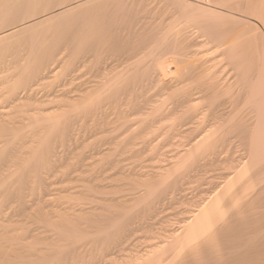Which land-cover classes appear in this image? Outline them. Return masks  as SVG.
Here are the masks:
<instances>
[{
    "label": "rangeland",
    "instance_id": "374dc122",
    "mask_svg": "<svg viewBox=\"0 0 264 264\" xmlns=\"http://www.w3.org/2000/svg\"><path fill=\"white\" fill-rule=\"evenodd\" d=\"M8 1H9V3L12 1L14 3L12 2L11 4H8ZM8 1L6 2V4H8V5L5 4V7H4V9H6V10L8 8V10L6 11L4 16L0 17V19H1V21H0V23H1L0 24V33L4 32V31L8 32V31H11L12 29L13 30L16 29L15 30L16 34H13L14 36L11 35V37L9 36V38L7 37L8 40L6 38V39L0 41V80H1L0 81V91L2 92V90H3V93L4 94L6 93V95H7V96L4 95L5 97H7L6 101H5L4 100L5 97L3 98V95H2L3 93H0V96H1L0 100L2 101V102H0V107L3 106V109H2V107L0 109L4 110L5 109L4 107L8 106V105H6V103L9 104V106H10L11 97L8 100L9 96H11V94H12V91L10 89L12 88V90H13L14 89L13 86H15V84H17V82H20L21 76H22V75L20 76V72H21L20 70H23L24 68L25 69L28 68L27 66H29V67L31 66L32 68L33 67H35V68L40 67L43 70H45L48 73V75L45 71H43L46 73L47 76H43L44 79L40 80L37 84L38 86L36 85L33 88L34 92H35V97L37 98V100H39L38 105L41 106L40 108L44 112L41 115V118H43V120H41V121H44V123L41 122L43 124H40L39 130H41L42 132L40 131L39 136L37 138H35V140L29 139V138L27 139L26 145H25V150H24V162H25V165L27 164L25 166V171H26L25 172V178H27V177H29V178H27V180L25 179L26 183L24 184V186L25 185L26 186L25 187L23 186L24 188H22V189H24L25 194L23 193V191H21V193H23L22 195L25 196V198L23 197V200L25 199L26 204L24 201H22L24 203V206H22L23 204L21 203L20 207L23 208L24 214H25V212H27V213L25 215L23 214V217L21 218L22 222L19 223V225L13 224L14 226L12 225L13 228H11L14 230L16 228L18 230V228H20V226L23 225L22 223L25 220V222H24L25 225L22 226V227H24L22 230H25V229H27V230L22 232V235L20 233L21 231L20 232L15 231L16 234H18V235H14L15 232L10 234V236L12 237V238L11 237L10 238L13 239V240H11V242L12 241L14 242L13 236H15V241L19 239L20 241H18V242L20 244H18V242H14V243L12 242V248H11L12 250L9 251V255H7V257L6 256L0 257V260L2 258V260H4V262H5V259H6V262L7 261L10 262V263L8 262L9 264H53V263L54 264H61V263L62 264H73V262H74V264L77 262H79L80 264H91L90 262H93L92 264H94V262L95 263L98 262L103 257V255L105 254L103 252L106 251L107 254H105L103 257V258H105V256H106V258H105L106 262H105V260L101 259V261L105 262L106 264L107 263L108 264L109 263L110 264H123V262H121L123 260H124V264H146V263L147 264H160L161 262H163V264H192L194 262V264H195V263L200 262L201 260L205 259V257H206L205 260H210V259L211 260H216V259H224L225 260V259H228L229 255H234L236 257L237 254L242 251V249H245V254H246V253H249V251L246 250L247 248H248V250H250L253 246H255L252 248L253 249L252 251L250 250V252H252L251 253L252 256L253 255L256 256L255 254L257 253V256L260 257L259 258L260 261L262 260V263L264 264V260H263L264 259V250H263L264 249V192L260 193L261 189L264 188V186H262V187L259 186V184L261 185L262 183L264 185V181L260 182L259 184L255 183V184H258V185H256L257 188H259L257 190H256V186L254 188L255 184L252 183V181H253L252 179L255 180V177H257V176L259 178L258 177L256 178V182H258L259 180L260 181L264 180V169H262L263 171L260 169L263 174L261 172L259 173V169L256 170L257 173H259V174L256 173L257 174L256 175L254 173L252 175L253 178H250L251 181L249 182V184H247V185L252 186L251 187L252 189L248 190V192H251L254 190L255 191L254 194L250 195V193L247 192L248 195H247V193H246V195L248 197L245 196L247 198L242 200L243 202L240 201L238 206L235 208L237 211L236 215L231 220H228V223H226L227 221L225 222V224H228V225H224V226L225 227L228 226L230 228V232L228 233L229 235L226 234V236H225V233H224V235L221 233H218V235L216 234L217 237L214 236V238L212 239V241L210 243V246L208 247V249H206L207 252L205 250V252L203 253V254L206 253L205 255L202 254L199 256H195L196 258L193 256H188V258L186 257L184 259V261H183V259L179 260L176 258V255H175L176 254L175 252L178 251L175 248L176 243H173V241H176V240H174L175 237L182 236V234H183V233H180V232H182L181 228L184 227V225H185L183 222L187 219V217L189 218L191 216L192 211H194V209L196 210L198 208L199 202L201 203L202 199L204 200L203 197H205V199H206L209 196L208 192L210 191V188H212L211 190L213 192V190L216 187H218L224 181L222 179V178H224V175L234 173V171L236 170L235 168L240 163L241 164H242V162L244 163V160H245V162H248L250 160L248 157V155H249V142H248L249 139L243 140L241 137H238V138L236 137L242 131L240 126H237L236 123L239 124V121L241 120V117H243V114L245 116V114L249 113L250 110H253L252 104L246 105L245 101L243 99H238L235 96L236 92L237 93L242 92L245 89V84L243 83L242 80H239L235 84L236 86L234 85L231 88L233 90H228L227 92H225L226 94L223 93V94L219 95L217 98H215V99H217L215 101L212 98L206 97L208 100H205L206 98L204 100H202L203 98L199 99L202 101L197 100L198 102L196 104L194 102V105L192 102V103H188L189 105L187 106V103L184 101H183L184 104L181 105L182 103H180V105L181 106L186 105L185 107H181V108L179 107L178 108V105H177L178 104L177 102L179 101V99H180V101L186 99V97L185 98L183 97V95L187 94L186 91L191 89L188 92H191V91L196 92V90H195L196 87L199 86V83L203 82L204 80L206 83L205 85H207L208 80L205 78L201 79V78H203V76H205V74L202 73L201 70L199 71V69H197L198 71L196 70V68H198L200 65L199 61H196V65L198 64V67L197 66L194 67V64H193L194 61L192 60V59H195V57H197V55L195 53H197L200 50V49H198V47L203 46V47H201L202 50H200V51L206 52L207 49H209V47H210L209 44H213L214 46L216 45V44H214L216 42V40L217 41L220 40L219 43L221 44V46L222 45H230L231 43H233L236 40L235 36L233 38L231 37V36H233L231 34H230L231 36L228 34L226 36L221 35L219 37L213 36L215 33V30H213L214 27L212 28L211 26L210 27L212 29H210V27H200L199 28V30L201 32L203 31L202 33L205 32V35H207V36H203L204 34L202 35V33L200 31H198V33H196L197 29L195 27L190 26V24H187V21L185 19V15H186L187 11H189L188 8H190L189 3L194 2V0H188V1L187 0H179V2H178V0H175V1H173V0H171V1H169V0H165V1L164 0H159V1L158 0H156V1L155 0L154 1L153 0L152 1L145 0L144 1L143 0V2H142V0H99L96 3H93L92 5H88L87 7L76 8V9H74L75 11L72 10V11H70V13H69L68 7L70 9L77 7L78 4L81 5L85 2H87L88 0H76L77 2L75 0H53V1L52 0L51 1L50 0H41V2H40V0H38L37 2H35L36 4L33 2H30V0H27V1L22 0V2H21V0H8ZM16 1H17V3H16ZM23 1H24V3H23ZM20 2L24 5H22ZM50 2H52V3L50 6H48L49 5L48 3H50ZM139 2L141 4H139ZM169 2H171V4ZM178 3H179L180 8L178 7ZM44 4L45 5L48 4L47 7ZM164 4H165V6H163ZM29 5H31V6H29ZM185 5H186V7H184ZM42 7H44V8H42ZM164 7H165V9L168 7V9H166V10L167 11L170 10V11L167 13V11L165 9H163ZM170 7H171V9H170ZM12 8L14 10H10ZM40 8L44 9L45 12L43 10L41 11ZM48 8L50 10H47ZM52 8H53V10H52ZM65 8H66L67 12H65ZM172 8H174L173 9L174 11L177 10L178 8L179 9L175 13L174 11H171ZM59 9H61L60 10L61 15H60ZM185 10H186V12H185ZM25 11H27V13ZM56 11L58 12V14ZM22 12H23V14L26 13L28 16L26 14L23 15ZM54 12H55V15H54ZM62 12L67 13V14L63 15ZM29 13L30 14L32 13V15H29ZM7 14H9V15L7 16ZM48 14L50 17L52 16L51 20H49L47 22H42V23L40 22L41 24L38 23V21H42L43 18H45V17H46V19L49 18V16H46ZM177 14H178V17H177ZM175 17H176V19L174 21H172L171 19H173ZM4 18H6V19H4ZM183 18L185 20H183ZM27 19L29 21H32V23L29 22ZM52 19H54V20L52 21ZM3 20L6 22L4 23ZM170 20L172 22H170ZM182 20H183V22H181ZM85 22L86 23L89 22V23L86 24ZM177 22L179 23V25ZM228 22L229 23L224 22L227 24V25L226 24H224V25H226V26L229 25L228 27H230V25L235 24L234 27L231 26L232 28H234L233 30H238V29L241 30L243 28L242 27L243 24L241 22H237V21L233 22L230 19H228ZM2 23H4V24H2ZM28 23H31V24L29 25ZM171 23H174V24L171 25ZM39 24L42 26H40ZM185 24H187L188 26ZM169 25H171L172 27ZM91 26H94L96 28H94V27L91 28ZM178 26L180 28H178ZM184 26H186V27H184ZM16 27H18V28H16ZM22 27H23V29H22ZM83 27L86 29V30L84 29V31H83L84 34L86 33L87 36H88V34H90L91 36L94 35V37H93L94 39L93 38L92 39H93V42H95V41L96 42L93 44L90 40V42L93 44L92 47L94 46V48L93 49H91L92 47L89 48L91 46V43H90V46L88 45L89 47L84 48L87 51V52H85V54L83 53V49L81 50L82 53H80L79 51H76L77 53L70 52V54H69V39L73 38V36L78 37L80 35L79 31H80V29L82 31ZM88 28H91V30H88ZM101 28H104V31ZM174 28L177 31L184 30L182 34H185V35L190 34L189 36L192 35L191 36L192 38H198V36H200V35L203 36L202 39H198V41H201V40L205 41V39L207 41L208 39L210 40L211 37L213 36L214 38L211 39V41L212 42L215 41V42L212 43L210 41L211 43H209V44L207 42H206V44L203 43L205 46L209 45L208 48L207 47L205 48L206 51L203 50L205 46L202 44L195 46V47H190V46H185V43L183 42V44L185 46L184 47L182 43H178L177 39L178 40H179V38L181 39V36L177 31L175 32ZM186 28H187V32H186ZM27 29H28V31H27ZM92 29L93 30L95 29L94 30L95 32ZM97 29H99V31ZM107 30H109L110 33ZM173 30H174V32H173ZM209 30H210V32H209ZM81 31H80V33H81ZM92 31H93V35L91 34ZM106 31L109 34V37L107 36ZM100 32L101 33L103 32V33L100 35ZM199 32L201 34H199ZM95 33L96 34L99 33L100 36L98 34L96 36ZM170 33L171 34L174 33V35H176V36L174 37V35H172V37H171V36H169ZM25 34H26V36H25ZM33 35H34V37H33ZM90 35L88 36L89 38L91 37ZM105 35L107 37H105ZM80 36H82V35H80ZM102 36H104V37H102ZM168 36L171 37L172 39L169 38ZM208 36H210V37L208 38ZM95 37H96V40H95ZM45 38H47V39H45ZM228 38H229V40H228ZM234 38H235V40L233 41ZM250 38L247 40L250 41L252 44L253 39L250 40ZM97 39H99V40H97ZM169 39H170V42L173 39H174V41H172L170 43V42H168ZM225 39H227V41H224ZM230 40H232V41H230ZM243 40H244V42L246 41L245 42L246 44L243 42L244 43L243 47H245L244 49L245 50L246 49L252 50L248 47V45H250L248 43V41L245 40V38ZM175 41H177V42H175ZM33 42H35V43H33ZM64 42H66L65 45H64ZM100 42L104 43V45L102 44L103 46H105L104 48L100 44ZM225 42H228V44ZM48 43H49V45H47ZM106 43H107V45H106ZM168 43H170L169 47L167 46ZM216 43H218V42H216ZM52 44L54 47L52 46ZM187 44L188 43L186 42V45ZM43 45H45V46H43ZM177 45H179V46L176 47ZM60 46H62V48ZM180 46H183V48ZM52 47H53V49H52ZM47 48H49V49L47 50ZM63 48H65V50L67 49L65 52H66V54L67 53L69 54L68 57L66 58V60H63L62 62L53 63V60H50V59L54 57V55L57 53V51L59 52ZM87 48H88V50H87ZM100 48H103V49H100ZM176 48H177V50L179 48H181V51H179L177 53ZM50 49L52 50V52ZM91 50H93L94 53L91 52ZM170 50H172V53L175 51L176 52L174 54H172V53H170ZM194 50H195V52H194ZM196 50H197V52H196ZM43 51H45V52H43ZM192 52L194 53V54H192V57H194V58H190V59L188 58L189 60H186V61H185V59H182V57L180 55V53L181 54L183 53L184 55H186L185 57H187V55H188V57H190V54ZM79 53L84 55V56L88 53L89 55L87 54L85 57L83 56L84 57L83 59H87L89 56V59H91V60L89 61V59H88V61H86V60L81 59L80 57H82V55L79 56ZM90 53H93V54L91 55ZM152 53H156V56H154ZM157 54H159V55H157ZM255 54L256 53L255 52L253 53V50L249 52L248 55H251V56H249L250 57L249 60H251V62L256 59V58H254L256 56ZM194 55H196V56H194ZM50 56H52V57H50ZM252 56H254V57H252ZM34 57L35 58L37 57L38 61H37V58L35 60ZM175 57H176V60H174L172 62L174 64L169 65L171 63L172 58L174 59ZM251 57H252V59H251ZM30 58H32V60H31L32 62H30L31 64L29 65ZM177 58H178V60H177ZM157 59H159V60H157ZM221 59L223 61H221V60L219 61V64H220L219 66L220 67L224 66L225 68L227 66L226 71L224 70L226 73L230 72V70H231L230 67H233V68L235 67L236 62L234 60L230 61L229 57L227 58V56L226 57L224 56V58L222 57ZM225 59H227V60H225ZM24 60L26 61V63ZM45 60H46V63H45ZM188 61H191L193 65L191 66V63L189 65ZM226 61H229L232 65H230V67H229L230 63L228 65H226L228 63V62L226 63ZM40 63H41V65H40ZM167 63H169L168 67L165 66V65H167ZM253 63H254V61H253ZM45 65L49 66V68L46 67ZM188 65L192 67V71L190 68V71L192 72V73L190 72L191 74H193V71H195V72L197 71L198 73L201 72L202 75L197 74V77H196L195 74H193V76L192 75L190 76V73H189L188 75L191 77V79L189 80L190 82L188 81L186 83V81L190 78V77H187L188 75L186 76V73L189 71L188 70L189 68L187 69L188 70L187 72H184L186 70V68L189 67ZM221 65H223V66H221ZM22 66H23V68H22ZM171 66H172V68H171ZM31 67L29 68L30 70H31ZM54 67L55 68L57 67L58 70L57 69L55 70ZM101 67H103V68H101ZM46 68H48L49 70L47 69L48 70L47 71ZM52 68L54 69V73L50 74L52 71ZM168 68H169V70H168ZM170 68L173 70L175 69L174 70L175 72L173 70L170 71ZM182 68H183V70L181 72L180 70ZM233 68H232V70H233ZM98 69H100V70H98ZM178 69H179V71H178ZM165 70H166V72H165ZM57 71H58V73H56ZM172 72L175 73V76H176V74H179L176 76V79H174L173 75H172L173 77L171 76ZM179 72H181V74H183V75L180 76ZM233 73H235V72H233ZM43 75H45V74H43ZM179 76H180V78L178 79ZM183 76L184 77L186 76L187 78L186 77L184 78ZM199 76L200 77L202 76V77L198 78ZM41 77H42V75H41ZM181 77H183L186 81ZM193 77H196L197 80L195 78V81H192V80H194ZM6 79H8V81L10 80L12 83H15V84L13 85L11 82H7ZM169 79H173L174 82L176 81L177 85L175 83H172L173 81L169 80ZM3 80L5 81L6 84L4 83ZM182 83H183V85H182ZM195 84H197V85H195ZM8 85H10V86H8ZM180 85H182V86H180ZM193 85H195L194 86L195 89H193V87H192ZM203 85H204V82L200 84V86L202 88H203ZM4 86L5 87L8 86L7 88H9L11 86L12 87L9 89L6 88L7 90H9V91H7ZM185 88H186V91H185ZM187 88H189V89H187ZM143 89H148V91L143 90ZM198 89H199V87L197 88V90ZM17 91H20V90L17 89ZM143 91L144 92L147 91V93H146L147 97L146 98H145V95H143L145 93H142ZM183 91H185L186 93ZM9 92H11L10 95H8ZM133 93L136 94L137 97H134L136 95H134ZM182 93H185V94L182 95ZM140 94H142L141 96H144V97H142L143 99L140 97ZM37 95H39V96H37ZM97 95H99L98 96L99 98L96 97L95 99H96V102H97V100H99L97 102V103H99L98 106H96L95 99L91 100L93 96H97ZM131 96H133V98ZM233 96H235V97H233ZM90 97H91V99H90ZM231 97H233V101L235 103L234 107H235L236 113H235V116H233L235 119L233 120V119H229L228 117H226V119L224 118L225 120L224 119L220 120V122L223 123V124L221 123L223 125L222 126V125H220L219 120L217 121V119H216L217 114H216V111L214 112L215 106L218 107V105L220 103L225 101L224 99L229 100V99H231ZM1 98H3V100ZM82 98H84V99H82ZM88 98L90 99L91 102H94L95 106L97 107V109L95 110V113H94V111H91V109H94L96 107H93L92 105H90L88 103V101H89ZM113 98H117V100H116L117 103H116L115 99H113ZM122 98H124V99L126 98L127 100L126 99L124 100ZM136 98H137V101L134 102L133 100H136ZM148 98H150V102L148 101L149 100ZM182 98H184V99H182ZM71 99H72V101H71ZM140 99L144 101V102L142 101L144 104H145V100H146V102L148 101V106H146L147 108H145L144 112H143L144 106H143V104L141 105L142 102ZM74 100L76 102H74ZM84 100H85V103L83 104L82 101H84ZM131 100L134 103L137 102L136 104H139V102H140V106H141L140 109H136V110L140 111L143 108L140 111V113L137 114L138 111H136V110H135L136 112L133 111L134 113H132L133 109L130 110L129 112L125 111L126 107L129 110V109H131V107H129L130 105L132 107L134 106V104L131 103L132 102ZM138 100H139V102H138ZM26 102H28L29 105H28V103L26 104ZM103 102L105 105H103ZM21 103L22 104H20V103L19 104L22 106H25L22 108H25V109H26V107H27V109L29 108V110L26 109L28 111V114L26 116L28 118V116L31 115V114H29L30 109L34 108L36 104H34V102H32V101H31V103H30V101H22ZM56 103H59V104L57 105ZM75 103L79 104L80 106L78 105L76 107ZM121 103H122V105H121ZM111 104H113L114 107L111 108V106H112ZM125 104H127V105H125ZM102 105H103V108H102ZM115 106L117 107V109ZM98 107H100L99 109L102 111H100V110L97 111ZM121 107H122V109H121ZM217 107H216V109H217ZM18 108L19 107L12 109L10 107L8 109L6 107L5 111H9V112L10 111L13 112L16 110L17 111L21 110L22 112L26 111V110L23 111L24 109L22 110V109H20V108L18 109ZM54 108L56 111L54 110ZM75 108H76V110H75ZM159 108H161V109H159ZM10 109H12L13 111ZM50 109H51V112H50ZM162 109H165L166 111L165 110L163 111ZM81 110H83V111H81ZM103 110H105V111H103ZM154 110L157 112L161 111V112H165V113L162 114L161 112H158V113L156 112L157 113V115H156V113L155 114L153 113V112H155ZM168 110H169V112H167ZM81 112H82V117H81ZM120 112H122V114H120ZM127 112L128 113L131 112L133 115L132 114H131L132 116H130V114L125 115V114H127ZM123 113H125V114H123ZM166 113H168V114H166ZM214 113H215V117H214ZM23 114H25V113H23ZM59 114H61V115H59ZM86 114H87V116H90L89 118H91V119H89L87 116H86L87 118H84ZM94 114L96 117L94 116ZM148 114H150V116H148ZM153 114L155 115V117L153 116ZM197 114L198 115L200 114L199 117ZM65 115H67L68 117H66ZM99 115H100V117H98ZM122 115H123V118L121 117ZM182 115H184L183 117L189 115L188 117H185L184 120H186V118H188V119L190 118L192 120L191 122L193 124L191 122L187 123V121H185L188 124V125H186V123L183 121ZM190 115H194L193 117L195 119L193 117H191ZM59 116L62 120H60L58 122ZM62 116H64V118H62ZM92 116H93V118L95 117V120L92 118ZM105 116H106V118H105ZM55 117L58 118L57 122H56V120H54ZM101 117L104 119L103 122L106 121L104 124L102 123L103 119ZM192 118L194 119L195 122L193 121ZM82 119H84V120H82ZM87 119L89 120V122ZM98 119H99V122H101V124L104 125V127H102L103 128L102 130L100 128L101 125L100 126L97 125ZM134 119H136L137 121H138V119H140L139 120L140 122L138 121V124H136L138 126L140 123L139 127L135 128L136 125H135V122L133 121ZM227 119H229L228 122H227ZM28 120L26 121L27 125H29L31 123ZM45 120L47 122H45ZM48 120H50V122H48ZM86 120H87L88 124H86L87 123ZM92 120H94V121H92ZM161 120H163V121H161ZM230 120H232L231 123H230ZM80 121H82V122L80 123ZM130 121H131V126L134 128L132 129L133 131L132 130L129 131L127 129V131H129L130 134L132 133V135L129 136V134H128L129 132L126 133L125 131H126V128H128L127 126H129V129L132 128V127H130V125H128V123ZM137 121H136V123H137ZM52 122L53 123L56 122L55 124H58V123L59 124L57 125V127H55V124H53ZM157 122L160 124H157ZM179 122H181L180 123L181 125L179 124L180 126H177ZM120 123L122 124V126L124 125L125 127L124 128L119 127L118 125H120ZM151 123H152V125H155V123H156L157 127L153 128L151 126ZM85 125H87L88 127ZM91 125H93V126H91ZM133 125H135V126H133ZM194 125H195V127H194ZM183 126H185V131L186 130L187 131H186L185 135L182 134V137H181V135L175 133V131L178 127L180 129L178 128L177 131L178 130L182 131L184 129ZM151 127L153 128V130L158 129L157 132H156V130L153 131ZM221 127H222V129H219ZM236 127H238V128L235 129ZM80 128H82L83 130ZM93 128H94V130H93ZM146 128H151L149 130L153 131V133L151 131H150V133H148L149 130ZM168 128H171V130H173V131L171 132L170 129L168 130ZM193 128L194 129L196 128L195 131ZM228 128H230V129H228ZM123 129H125V131ZM191 129H192V131H191L192 134H189ZM57 130H58V132H56ZM74 130L76 133L73 132ZM78 130H80V131L82 130L84 135H83L82 131L80 132ZM84 130L87 131V133H85ZM89 130H90V132H89ZM91 130H93V131H91ZM95 130H96V132L100 131L101 133L100 132L96 133ZM142 130H144V131H142ZM214 131H218V132L220 131L218 133L220 135H221V132L225 133V131H227L226 133H229L227 135H229L230 137L227 136L225 138V137L221 136L222 138L220 139L219 138L220 136L217 134V132H215L216 134H214ZM72 132L74 133L73 134L74 137H77V136L78 137L77 138L72 137V135H71ZM122 132H124V134H126V135L122 134ZM233 132H234V134H233ZM147 133H148V136L146 135ZM160 133L161 134L166 133V134L163 136V134L161 135ZM224 133H223V135L226 136ZM230 133H231V135H230ZM79 134L81 136L82 135L83 136L81 137V136H79ZM86 134H88V135H86ZM134 134L137 136V139H136V137H134L135 136ZM156 134H157V137H154ZM173 134H174V136H171ZM186 134L187 135L189 134V135L187 136ZM211 134H214V135H212L213 137L218 135L219 137L216 136L215 138L220 142L216 143L218 141L215 138H213L212 136H210ZM199 135H201V136H199ZM206 135H207V138H211L212 141L214 140L212 143L213 147L215 145L214 143H216V145L219 144L218 146H215L217 148L219 146H222V147H220V149H217L218 154L215 152V155H213V152H214L213 151L210 156L209 155L205 156L206 153L207 154L211 153V151L213 149L211 143H209L211 141H209V139L205 140ZM234 135H235L236 139H238L239 143L236 142L237 140L235 139ZM118 136L120 137L119 139H118ZM128 136L130 137V140L132 141L131 143H133V141L136 142V144L133 143L134 144L133 146H135V147L132 150L129 149L131 143H129L130 140H129ZM132 136L135 138V140H133ZM193 136L196 137L197 142L200 140L201 144L197 143V144H199L198 146L200 147V145L203 144L204 147L203 146H201V147H203L205 149L200 147L202 150H200L199 153H197L195 150H193L192 152H194V153L196 152V155L194 154V157L190 158V154H191V156L193 155L191 152L188 156L189 158L187 159L188 160L187 163H186L185 158H184V160H185V162H184V160L182 161V159L179 161V159L178 160H176V159L172 160V159H170V157H168V158L166 157V156H171L173 153L176 154L177 151L181 152V149H182V151L185 150L186 147H184V145H186V144H183L182 142H184V143L188 142L189 140L192 139L191 137H193ZM125 137L128 138L126 140V142L124 139ZM143 137H145V139ZM149 137L153 138V142L151 141L152 139H150ZM189 137H190V139H189ZM80 138L82 140H79ZM86 138H87V140H86ZM148 138L150 140H146ZM155 138H156V140H155ZM160 138H163L164 141H163V139H160ZM233 138H234V140H233ZM111 139L112 140L117 139L116 141L115 140L113 141V142H117L116 145L112 142ZM201 139H204V140H201ZM229 139H230V141H229ZM154 140L156 142L157 141L159 142V140H160L161 143L166 141L164 143V145L161 144L162 145L161 150L159 148L160 142H159V144L154 143L155 142ZM222 140H225V141H222ZM109 141H111L115 146L112 143H110ZM120 141L122 143V146H124V149L122 148V146L118 147L119 145H121ZM145 141L146 142L148 141L147 142L148 145H145V143H144ZM149 141H151V142H149ZM232 141H234V142L231 145ZM31 142H33L34 144ZM61 142H63V143H61ZM203 142L205 144L207 142L208 143H207V145H204ZM107 143H110L111 146H110V144L108 145ZM150 143H151V146H153L152 144H158L159 146L157 145L156 147L159 148V151L156 149V147L155 148L153 147L154 151H152L151 150L152 148L150 149ZM137 144L139 146H137ZM116 146L119 148V150H116V148H117ZM141 146L143 149H145L146 146H147L146 149H148V147H149V149L152 152H154V155L152 152H146L145 151L146 149L142 150V153H143V151L145 152L142 155L140 152ZM232 146H233L232 151L237 152V153L235 152L236 154H234L233 158H232L233 152H230V150H231L230 147H232ZM74 147H75V149H74ZM131 147H132V145H131ZM210 147L212 149H210ZM28 148L30 149L29 151H27ZM33 148H34V151L32 150ZM112 148H115L112 150L113 154L116 153V151H118V153H120V151L123 149L125 153L123 151H121V153L125 156L127 155L126 152H129L131 150L128 153V155L130 154V156L125 157L120 153V155H122V158H121L120 155L118 153H116V154H118L116 156H115V154L114 155L112 154L115 157L114 158L110 154V152L107 151V150L111 151ZM235 148H236V150H234ZM155 149L157 151H155ZM196 149H198V147ZM241 149H244V154L242 153L243 151ZM70 150L73 152H71ZM99 150L107 151L110 154V156H109V154H106L105 157L102 156L101 154H103V152H104V154L107 152L101 151L102 152L101 153V152H99ZM138 150H139L141 155L136 157V158L133 157L134 155H132V154L138 153L137 152ZM203 150H206V151L204 152ZM208 150L210 152H208ZM30 151H32V154L30 153ZM162 151H164V152H162ZM219 151H220L221 155L219 154ZM26 152H29V153H26ZM33 152H34L35 156H34ZM53 152H55V153H53ZM160 152H162L163 154H161ZM169 152L171 153V155H168V154H170ZM200 152L202 153L201 155H200ZM69 153H71V154H69ZM203 153H205V154H203ZM230 153H232L231 156L229 155ZM6 154L7 153L2 154V155H5V156H3L4 158L3 157L1 158V159H3L2 162L5 160L6 156L8 157V155H6ZM107 155H108L109 159H108ZM137 155H139V153ZM218 155H219V157H218ZM228 155L231 157V159H233V161L231 160L232 163H229L230 158L228 159V157H229ZM69 156H70V158H69ZM238 156L242 158V159H240V163H236V160H237V162H239ZM0 157H1V155H0ZM7 157H6V160H7ZM132 157H133V159H132ZM211 157L214 159H212ZM217 157L220 158V162H219V159ZM31 158H32L33 162H31ZM126 158H127V160H126ZM129 159H131V160H129ZM149 159H151L152 161ZM205 159L207 160V162ZM26 160L28 163L26 162ZM44 160H45V162H44ZM97 160H98V162H97ZM111 160L113 163H111ZM114 160H115V162H114ZM120 160H122V162H120ZM160 160H162L161 163H160ZM171 160H172V162H171ZM189 160H190L191 164L189 163ZM208 160H209V162H208ZM211 160H212V162H215V160H216L214 165L211 162ZM2 162H0V163H2ZM46 162H47V165H46ZM175 162H177V163L175 164ZM200 162H202V163L200 164ZM53 163H55L56 166ZM56 163H58V165L60 164L62 166H60V165L57 166ZM81 163H82V165H81ZM120 163H122V164H120ZM170 163H172V164L174 163L175 165H177V167H175V169H174L175 165L173 164L174 166H172L173 168H171L173 172L171 170L167 169L169 166L172 165V164L170 165ZM182 163L184 165L190 164L193 169H191L190 165H188L186 167L183 166ZM216 163L219 165H216ZM63 164H64V166H63ZM90 164L93 165V167ZM106 164H107V166L105 167ZM206 164H207V166H206ZM221 164H222V166H221ZM228 164H230L231 167H229ZM234 164L236 166L233 167L232 165H234ZM51 165L55 166L54 168H57L56 171L53 167H51ZM111 165H113V166H111ZM125 165H128V168H129L128 170H126L127 166H125ZM201 165L205 166L204 168L206 170H204L203 166L201 167ZM225 165H227V166H225ZM162 166H164V168L168 170L167 174H166L165 169L163 170L165 172L163 174H162L161 170H158V168H163ZM218 166H219L220 171L223 170L222 172H225V173H222L223 176L220 175L221 172L219 171ZM59 167H61V169ZM84 167H85V169H83ZM136 167H138V168H136ZM154 167H155V170H154ZM156 167H157V169H156ZM181 167H183V168H181ZM49 168L50 169L52 168V172L54 173V171H55V173L54 174L51 173ZM88 168H89V170H88ZM111 168L113 170H111ZM226 168H227V170H226ZM32 169H34V171ZM150 169H152V171ZM76 170L78 173L75 172ZM103 170H105V171H103ZM119 170H120V172H119ZM175 170H178L179 173L175 172ZM44 171H45V173H44ZM79 171L81 172V174ZM90 171H92L93 173L91 172V174H90ZM106 171H108V172H106ZM113 171H115V172H113ZM170 171L172 172V175H174V176L171 175ZM201 171L203 172V174L201 173ZM46 172H47V174L50 172L51 175L49 173L50 176L48 175V177H47ZM88 172H89V174H88ZM111 172H112V174H111ZM124 172H127L126 175L127 176L129 175V177H126V175H125L124 178H122L123 175L125 174ZM131 172H133V173H131ZM154 172H159V173H157L158 175L156 174V176L159 179L156 176L153 177ZM193 172L196 175H194ZM74 173H77V174H74ZM116 173H118V174L120 173V174L118 175ZM134 173H136V174L134 175ZM218 173H220V174H218ZM132 174H133V176H132ZM260 174H262V176ZM110 175L113 178L112 177L110 178ZM203 175H204V177H203ZM31 176H32V178H31ZM66 176L69 177V179H71V182L69 179H66ZM102 176H104L105 178ZM148 176L149 177L151 176L150 177L151 179L148 178ZM33 177H34V179H33ZM50 177H52V178H50ZM91 177H92V179H89ZM106 177L108 178V181H107ZM114 177L115 178L117 177L116 178L117 181L118 180L120 181L122 179L120 181L121 183L119 181L118 182L114 181ZM136 177H137L138 182H137V180H135ZM164 177H166V178H164ZM171 177L173 178V180H171L172 179ZM210 177H212V178H210ZM213 177H214V179H213ZM96 178L98 179L99 183L95 182V181H97ZM153 178H154V180H152ZM204 178H205V181H204ZM210 179H211V181H210ZM73 180H74V182H73ZM28 181H29V185L27 184ZM40 181L43 183H40ZM49 181L52 182L53 185ZM66 181H69V182H66ZM32 182H34V183H32ZM45 182H46V184H45ZM93 182H95V183H93ZM113 182H114V184H113ZM186 182H188V184ZM192 182H193V184H192ZM49 183L51 184V186H52L51 188L53 189V191H52V189L49 188L50 187ZM89 183H91V184H89ZM184 183H186V184H184ZM32 184L33 185L35 184V185L33 186ZM43 184H44V186L46 185V187H45L46 189L44 188ZM117 184H119V185H117ZM124 184H126V185H124ZM172 184H174V185H172ZM204 184H207V185L205 186ZM61 185H63V186H61ZM77 185H80V186H77ZM90 185H91V188L89 187ZM105 185H106V187H105ZM168 185L170 186V188ZM180 185L182 187H180ZM53 186H54V188H53ZM102 186H103V188H102ZM122 186H123V188H122ZM87 187H89V188H87ZM183 187H185L186 191L184 190ZM200 187H203L202 189H204V190L202 191ZM96 188H98V189H96ZM120 188H122V189H120ZM68 189H70V190H68ZM94 189H95V191H94ZM100 189H102V190H100ZM181 189H183V190H181ZM66 190H68V191H66ZM84 190H86V191H84ZM105 190H106V192H105ZM134 190H137V191H134ZM142 190H144V191L142 192ZM259 190H260V192H258ZM181 191L184 193H182ZM262 191H264V190L262 189ZM47 192L50 194H47ZM67 192L68 193L70 192V194H73L72 195L73 197L70 194H67ZM80 192L82 193V196H81ZM256 192H258V193H256ZM204 193L206 196L202 195ZM210 193L211 192H209V194ZM255 193H256V195H255ZM14 194H18V192L17 191L14 192V190H12V194H9L10 196L8 197V199L10 200V199L14 198V196H16ZM258 194L260 195L259 196L260 198L258 197ZM32 195H33V197H32ZM88 195L90 196V198ZM157 195L159 196V198ZM173 195H174V197H173ZM84 196H86V197L84 198ZM104 196H106V197L108 196L110 198H108V197L105 198ZM126 196H128L129 199ZM188 196L191 198H189ZM256 196L258 197V199ZM253 197H255L254 200H253ZM104 198L106 200H104ZM116 198H117V200H116ZM91 199L92 200L94 199L95 201L94 200L92 201ZM185 199H186V201H185ZM195 199H196V201H199V202H197L198 205L196 204V201H194ZM41 200H43V201H41ZM87 200L89 201V203ZM107 200H108V202H107ZM168 200L170 201V203H168L169 202ZM91 201L94 203H92ZM125 201L127 203H125ZM160 201L162 203H160ZM187 201H189V202H187ZM105 202H106V204H105ZM193 202H195V203H193ZM68 203H69V205H68ZM75 203H76V205H75ZM154 203H156V204H154ZM17 204L18 203L13 204L14 205L13 208H18ZM72 204H74V205L72 206ZM124 204H126V205H124ZM251 204H253V205H251ZM27 205H29V208ZM169 205H170V208H169ZM191 205H196V206H191ZM18 206H19V204H18ZM53 206H55V207H53ZM27 208H28V210H27ZM51 208H53L54 210ZM57 208L58 209L60 208L59 209L60 212L57 211L58 210ZM110 208H112V209H110ZM226 208H229V207H226ZM246 208H247V210H246ZM55 209L57 212L55 211ZM62 209H64V210H62ZM71 209H73V210L76 209V210L73 211ZM92 209H94V210H92ZM96 209H98V210H96ZM64 211H65V213H63ZM82 211H83V213H82ZM184 211L187 213H184ZM40 212H41V214H40ZM156 212H157V215H156ZM158 212H160L161 214ZM57 213H59V214H57ZM84 213H87V214H84ZM126 213H127V215H126ZM143 214H145V215H143ZM153 214H154V216H153ZM69 215L71 218H69ZM85 215H87V216H85ZM163 215H165V216H163ZM171 215L172 216L174 215V216L170 217ZM66 216H68V217H66ZM52 217H54V218L52 219ZM163 217H164V219H163ZM160 219L163 221H161ZM175 219H177V220H175ZM135 220L137 221V223ZM152 220H153V222H152ZM178 220H179V222H178ZM139 221H141V222H139ZM147 221H151L153 224L150 222H147ZM138 222L140 223V225ZM180 222H181V224H180ZM144 223L146 224V226ZM20 224H22V225H20ZM130 224H132V225H130ZM165 224H167V225H165ZM169 224L172 226H170ZM175 224H176V226H175ZM17 225H18V227H17ZM64 226H65V228H64ZM140 226H141L142 230H141ZM72 227H73V230H71ZM165 228L168 229V232ZM174 228H176L175 231H174ZM20 230H21V228H20ZM132 230L135 233H133ZM172 230L174 233L171 232ZM232 230H234V231H232ZM240 230H241V232H240ZM242 231H244V232H242ZM169 232H170V234H168ZM176 232L177 233L179 232V233L176 234ZM40 233H44V234H40ZM24 234H25V236H24ZM173 234H176V235L174 236ZM127 235H129V236H127ZM166 235H168V236L166 237ZM230 235H231V237H230ZM71 236L73 239L71 238ZM125 236H127V237H125ZM250 236H252L253 238ZM22 237L23 238L26 237L27 239H25V238L23 239ZM20 238L23 239V242L25 241L23 245H22V240ZM159 238H161V239H159ZM231 238H233V239L231 240ZM237 238H238V240H237ZM44 240L46 241V243ZM234 240L237 242H235ZM248 240H249V242H248ZM55 241H56V243H55ZM214 241H216V243ZM125 242H127V243H125ZM246 242H248V244L252 245V247L250 246L251 248H249V246L247 245ZM16 243L19 246H15ZM25 243H27V244H25ZM124 243H125V245H124ZM156 243L157 244L160 243L162 245L165 243L166 245L164 244L163 246H161L160 244L157 245ZM46 244H47V246H46ZM240 244H241L242 248L238 247L240 249V251H239L236 247ZM42 245H43V247H42ZM235 245H236V247L233 248ZM243 245L245 248L243 247ZM260 245H261V247H260ZM37 246H39V247L36 248ZM112 246H114V247H112ZM121 246L124 248V250ZM127 246H128V248H127ZM156 246L158 247V249ZM110 247H112L114 251ZM163 247H164V249H162ZM13 248H15V249L13 250ZM16 248L19 252L16 250ZM33 249H35V250H33ZM160 249H161V251H160ZM172 249H173V251H172ZM259 249H261V250H259ZM77 250H79V251H77ZM163 250L164 251L168 250L169 252L167 251L168 253H165L163 255V253H164ZM13 251L14 252L17 251L18 254H15L16 252L13 253ZM63 251H65V252H63ZM117 251H118V253H117ZM161 252H163V253H161ZM231 252H233L235 254L237 253V254L235 255V254H232ZM243 252H244V250H243ZM243 252H241V254ZM253 252H255V254ZM59 253H60V256H58ZM67 253L71 257L68 256ZM116 253L119 256H117ZM154 253H155V255H154ZM157 253L158 254L161 253V255L159 254V256H158ZM14 254H15V256H14ZM134 255H136V256L139 255V256H137V258H136V256H134ZM96 256L100 257V258L97 259ZM148 257H150V258L147 259ZM189 257H192V260ZM11 258H13V260H11ZM143 258H146V260ZM229 258H233V256L229 257ZM7 259H9V260H7ZM76 259H78V260H76ZM79 259H81V260H79ZM96 259H97V261H96ZM139 260H141V261H139ZM159 260H160V262H159ZM183 262H185V263H183ZM8 263H6V264H8ZM3 264H5V263H3Z\"/></svg>",
    "mask_w": 264,
    "mask_h": 264
},
{
    "label": "bare ground",
    "instance_id": "6f19581e",
    "mask_svg": "<svg viewBox=\"0 0 264 264\" xmlns=\"http://www.w3.org/2000/svg\"><path fill=\"white\" fill-rule=\"evenodd\" d=\"M8 0H0V17H2V16H4L5 15V13H6V11L8 10V8H7V10L6 9H4V7H5V4H6V2H7ZM27 1V0H26ZM38 0H30V2H33V3H35V2H37ZM51 1V0H50ZM53 1V0H52ZM76 1V0H75ZM97 1H99V0H88L87 2H85V3H83V4H81V5H79L78 4V6L77 7H74V8H69L68 7V9H69V13H70V11H72V10H74V9H76V8H84V7H87L88 5H92L93 3H96ZM145 1V0H144ZM150 1H152V0H150ZM154 1V0H153ZM156 1V0H155ZM159 1V0H158ZM165 1V0H164ZM169 1H171V0H169ZM173 1H175V0H173ZM188 1V0H187ZM13 2V1H12ZM12 2H10L9 3V1H8V4H11ZM21 2H22V0H21ZM20 2V3H21ZM40 2H41V0H40ZM45 2V1H44ZM77 2V1H76ZM75 2V3H76ZM84 2V1H83ZM141 2V1H140ZM139 2V4H141ZM142 2H143V0H142ZM167 2V1H166ZM165 2V3H166ZM178 2H179V0H178ZM14 3V2H13ZM16 3H17V1H16ZM19 3V4H20ZM23 3H24V1H23ZM39 3V2H38ZM43 3V2H42ZM51 3L52 2H50V3H48L47 5L48 6H50L51 5ZM81 3V2H80ZM147 3V2H146ZM170 4H171V2H169ZM177 3V2H176ZM189 3V2H188ZM8 4H6V5H8ZM22 4V3H21ZM36 4V3H35ZM40 4V3H39ZM144 4V3H143ZM13 5V4H12ZM16 5V4H15ZM22 5H24V4H22ZM43 5V4H42ZM45 5V4H44ZM47 5H45L46 7H47ZM169 5V4H168ZM175 5V4H174ZM187 5V4H186ZM186 5L184 6V7H186ZM14 6V5H13ZM29 6H31V5H29ZM44 6V7H45ZM59 6V5H58ZM76 6V5H75ZM163 6H165V4L163 5ZM12 7V6H11ZM10 7V8H11ZM15 7V6H14ZM28 7V6H27ZM44 7H42V8H44ZM72 7V6H71ZM178 7L180 8V6H179V3H178ZM188 7V6H187ZM189 7L190 8H188V10L189 11H187V13H186V15H185V19H186V21H187V24H190V26H192V27H195L196 29H197V31H196V33H198V31H200L199 30V28L200 27H214L213 28V30H215V33H214V35L213 36H217V37H219V36H221V35H224V36H226L227 34L228 35H233V36H231L232 38L235 36V38H236V40H235V38L233 39V43H231L230 45H222L221 46V44L219 43V41H217L216 40V42H218V43H216L215 41V43L214 42H212L211 41V39H213L214 37L212 36L211 37V39L209 40H207L206 41V39H205V41L204 40H201V41H198V39H202V37L203 36H207V35H205V32L204 33H202L201 31V33H202V35L203 36H198V38H192L191 36H189V35H185V34H182L183 33V31L184 30H180V31H177L175 28H174V30H175V32L177 31L179 34H180V36H181V39L179 38V40L177 39V41H178V43H182L183 44V42L185 43V46H190V47H195V46H198V45H204V44H206V42L209 44V43H214V44H216L215 46L213 45V44H209L210 45V47H209V45L207 46H205L204 47V51H206V47L208 48L209 47V49H207V51L206 52H201L200 50H202L201 49V47H203V46H199L198 47V49H200L198 52H197V50H196V52L197 53H195L196 55H197V57H195V59H192L193 61H194V67H198V64L196 65V61H199V63H200V65H199V67L198 68H196V70L197 69H199V71L201 70V72L202 73H204L205 74V76H203V78H201L200 76L198 77V78H201V79H207L206 81H207V85H205L206 83H205V80L203 81L204 82V85H203V88L200 86V84L201 83H203V82H201V83H199V86H197L196 87V89L194 88V86L195 85H197V84H195V85H193L192 87H193V89H195L196 90V92H193V91H191V92H188L189 90H191V89H189V88H187V89H189L188 91H186V88H185V91L187 92V94H185L186 92L185 91H183V92H185V93H182V95L183 94H185V95H183V97L185 98L186 97V99L185 100H181L180 101V99H179V101L177 102L178 104V108L180 107H185L186 105H184V106H181V105H183L184 103H183V101L184 102H186L187 103V106L189 105L188 103H192L193 102V105H194V102H195V104L198 102V101H202V100H204L206 97H209V98H212V99H214V101L215 100H217V99H215V98H217L219 95H221V94H226L225 92H227L228 90H233V89H231L239 80H242L243 81V83L245 84V89L242 91V92H236L235 93V96L238 98V99H243L244 101H245V104L247 105V104H252L253 105V110H250V112L249 113H247V114H245V116H244V114H243V117H241V120L239 121V124L238 123H236L237 124V126H240V128L242 129V131H241V133H239L236 137L238 138V137H241L243 140H248L249 139V155H248V157H249V161L248 162H245V160H244V163L242 162V164L240 163V159H242L241 157H239L238 156V158H239V162H237V160H236V163H240L235 169V171H234V173H230V174H228V175H224V178H222L224 181L218 186V187H216L214 190H213V192H212V188H210V191L209 192H211L210 194H209V192H208V197L205 199V197H203L204 198V200L202 199V201H201V203L199 202V201H196V199L194 200V201H196V204L198 205V203L197 202H199V205H198V208L195 210L194 209V211H192V214H191V216L188 218L187 217V219L183 222L185 225H184V227H182L181 228V231L182 232H180V233H183L182 234V236H178V237H175L174 238V240H176V241H173V243H176L175 245H176V249L178 250H176L177 252H175L176 254V258L177 259H179V260H182L183 259V261H184V259L187 257L188 258V256H193V257H195V256H199V255H202L204 252H205V250L206 249H208V247L210 246V243H211V241H212V239L214 238V236H216V234L218 235V233H221V234H223L224 235V233H225V236H226V234H228L229 232H230V228L228 227V226H224V225H228V224H225V222L226 223H228V220H231L235 215H236V207L238 206V204H239V202L240 201H242V200H244L245 198H247L248 196V193H250V195L251 194H254V190L253 191H251V192H248V190H251L252 188V186L251 185H247V184H249V182L251 181V179L250 178H253V174L255 173H257V171L256 170H258L259 169V173L261 172V170L262 169H264V0H194V2H190L189 3ZM19 8V7H18ZM63 8V7H62ZM61 8V9H62ZM178 8V9H179ZM192 8V9H191ZM22 9V8H21ZM39 9V8H38ZM61 9H59V12H60V10ZM163 9H165V7L163 8ZM166 9H168V7L166 8ZM165 9V10H166ZM170 9H171V7H170ZM174 8H172V10L171 11H174L173 10ZM177 9V10H178ZM10 10H14L13 8L12 9H10ZM40 10L42 11H44V9H41L40 8ZM47 10H50L49 8L47 9ZM46 10V11H47ZM52 10H53V8H52ZM55 10V9H54ZM164 10V11H165ZM177 10H175L174 12L176 13V11ZM182 10V9H181ZM75 11V10H74ZM167 11V10H166ZM170 11V10H169ZM169 11H167V13L169 12ZM26 13H27V11H25ZM36 12V11H35ZM45 12V11H44ZM48 12V11H47ZM46 12V13H47ZM57 12V11H56ZM65 12H67L66 11V8H65ZM77 12V11H76ZM163 12V11H162ZM185 12H186V10H185ZM184 12V13H185ZM26 13H24V14H26ZM63 13V15L64 14H67V13H64V12H62ZM68 13V14H69ZM164 13V12H163ZM10 14V13H9ZM9 14H7V16L9 15ZM18 14V13H17ZM16 14V15H17ZM22 14H23V12H22ZM23 14V15H24ZM35 14V13H34ZM50 14V13H49ZM49 14L48 15H46V16H49ZM53 14V13H52ZM51 14V15H52ZM57 14H58V12H57ZM179 14V13H178ZM178 14H177V17H178ZM27 15V14H26ZM29 15H32V13L30 14L29 13ZM54 15H55V12H54ZM60 15H61V12H60ZM167 15V14H166ZM169 15V14H168ZM11 16V15H10ZM19 16V15H18ZM28 16V15H27ZM45 16V15H44ZM59 16V15H58ZM172 16V15H171ZM43 17V16H42ZM52 17V16H51ZM51 17L49 16V18H47L46 19V17L45 18H43V20L42 21H38V23H42V22H47V21H49V20H51ZM167 17V16H166ZM181 17V16H180ZM63 18V17H62ZM172 18V17H171ZM4 19H6V18H4ZM33 19V18H32ZM176 19V17L175 18H173V19H171L172 21H174ZM180 19V18H179ZM184 18H183V20H185ZM228 19H230L231 21H237V22H241L242 24H243V28L240 30V29H238V30H233L234 28H232L231 26H233L234 27V25L235 24H232V25H230V27H228V26H226L227 24L226 23H224V22H227V23H229L228 22ZM28 20V19H27ZM34 20V19H33ZM54 19H52V21H53ZM168 20V19H167ZM170 20V22H172ZM183 20L181 21V22H183ZM226 20V21H225ZM0 21H1V19H0ZM29 21V20H28ZM35 21V20H34ZM87 21V20H86ZM185 21V22H186ZM3 22L5 23L6 21H4L3 20ZM16 22V21H15ZM29 22H31L32 23V21H29ZM71 22V21H70ZM110 22V21H109ZM184 22V23H185ZM4 23H2V24H4ZM31 23H28L29 25L31 24ZM40 23V24H41ZM50 23V22H49ZM72 23V22H71ZM86 23V22H85ZM84 23V24H85ZM87 23H89V22H87ZM86 23V24H87ZM178 23V22H177ZM1 24V23H0ZM24 24V23H23ZM39 24V25H40ZM110 24V23H109ZM113 24V23H112ZM172 24H174V23H171V25ZM183 24V23H182ZM187 24H185V25H187ZM224 24H226V25H224ZM25 25V24H24ZM46 25V24H45ZM49 25V24H48ZM171 25H169V26H171ZM178 25H179V23H178ZM181 25V24H180ZM184 25V24H183ZM182 25V26H183ZM237 25V24H236ZM20 26V25H19ZM32 26V25H31ZM30 26V27H31ZM40 26H42V25H40ZM39 26V27H40ZM47 26V25H46ZM175 26V25H174ZM188 26V25H187ZM28 27V26H27ZM38 27V28H39ZM92 27H94V26H91V28ZM172 27V26H171ZM184 27H186V26H184ZM210 27V29H212ZM16 28H18V27H16ZM36 28V27H35ZM41 28V27H40ZM91 28H88V30H91ZM94 28H96V27H94ZM178 28H180L179 26H178ZM188 28V27H187ZM187 28H186V32H187ZM236 28V27H235ZM22 29H23V27H22ZM84 27H83V29H82V31H81V29H80V31H81V33H80V31H79V34L80 35H82V36H78V37H74L73 36V38H70L69 39V54H70V52H75V53H77L76 51H79L80 53H82L81 52V50L83 49V53L85 54V52H87L86 51V49H84V48H86V47H89L90 46V43L92 42L93 44L96 42L95 40H96V37H95V42H93V37H94V35H93V31L95 30H93L92 32H91V34L93 35V36H91L90 34H88V36L90 35L91 37V39L87 36V34L85 33H83V31H84ZM103 31H104V28H101ZM209 29V28H208ZM237 29V28H236ZM16 30V29H15ZM15 30H11V31H8V32H6V31H4V32H2V33H0V41H2V40H4V39H6L7 37L9 38V36L11 37V35H13V34H16V32H15ZM37 30V29H36ZM86 30V29H85ZM87 30V31H88ZM98 31H99V29H97ZM101 30V31H102ZM174 30H173V32H174ZM189 30V29H188ZM192 30V29H191ZM25 31V30H24ZM27 31H28V29H27ZM67 31V30H66ZM97 31V32H98ZM107 31H109V30H107ZM107 31H106V33H107ZM170 31V30H169ZM26 32V31H25ZM72 32V31H71ZM86 32V31H85ZM89 32V31H88ZM87 32V33H88ZM95 32V31H94ZM199 32V34H201ZM209 32H210V30H209ZM23 33V32H22ZM78 33V32H77ZM83 33V34H82ZM103 33V32H102ZM101 32H100V35L102 34ZM105 33V34H106ZM109 33H110V31H109ZM21 34V33H20ZM19 34V35H20ZM72 34V33H71ZM96 34V33H95ZM98 35H99V33H97ZM97 34H96V36H97ZM38 35V34H37ZM36 35V36H37ZM63 35V34H62ZM84 35V36H83ZM99 35V36H100ZM172 35H174V33L173 34H171L170 33V35L169 36H171L172 37ZM14 36V35H13ZM25 36H26V34H25ZM98 36V37H99ZM107 36L109 37V34L107 33ZM106 35H105V37H107ZM168 36V37H169ZM176 35H174V37H175ZM33 37H34V35H33ZM102 37H104V36H102ZM167 37V38H168ZM171 37H169V38H171ZM173 37V38H174ZM210 36H208V38H209ZM223 37V36H222ZM251 37V38H250ZM8 38H7V40H8ZM38 38V37H37ZM93 38V39H92ZM100 38V37H99ZM224 38V37H223ZM231 38V39H232ZM245 38V40H247V39H249L250 38V40L251 39H253L252 40V44H251V42L250 41H248V43L250 44V45H248V47L250 48V49H252L253 50V53L255 52L256 54V56L254 57V56H252V57H254V58H256L255 60H253L254 61V63H253V61L251 62V60H249L250 59V57L249 56H251V55H248L249 54V52L250 51H252V50H245L244 48L245 47H243V44L246 42H244V39ZM21 39V38H20ZM43 39V38H42ZM45 39H47V38H45ZM44 39V40H45ZM49 39V38H48ZM102 39V38H101ZM105 39V38H104ZM172 39V38H171ZM218 39V38H217ZM90 40H91V42H90ZM97 40H99V39H97ZM228 40H229V38H228ZM243 40V41H242ZM67 41V40H66ZM172 41H174V39L173 40H171V42ZM177 41H175V42H177ZM211 41V42H210ZM224 41H227V39H225ZM230 41H232V40H230ZM30 42V41H29ZM68 42V41H67ZM168 42H170V39L168 40ZM170 42V43H171ZM186 42L188 43L187 45H186ZM244 42V43H243ZM3 43V42H2ZM33 43H35V42H33ZM37 43V42H36ZM47 43V42H46ZM65 43L66 42H64V45H65ZM91 43V46L89 47V48H91L92 47V44ZM170 43H168V47H169V44ZM204 43V44H203ZM225 43H227L228 44V42H225ZM100 44L102 45H104V43L103 42H100ZM167 44V43H166ZM220 44V45H219ZM246 44V43H245ZM47 45H49V43L47 44ZM89 45V46H88ZM99 45V44H98ZM102 45V46H103ZM106 45H107V43H106ZM172 45V44H171ZM170 45V46H171ZM43 46H45V45H43ZM52 46H53V44H52ZM63 46V45H62ZM62 46H60L61 48H62ZM67 46V45H66ZM101 46V47H102ZM179 45H177L176 47H178ZM183 46H184V44H183ZM183 46H180V47H182L183 48ZM184 46V47H185ZM246 46V45H245ZM48 47V46H47ZM54 47V46H53ZM53 47H52V49H53ZM64 47V46H63ZM68 47V46H67ZM66 47V48H67ZM98 47V46H97ZM105 46H103V48H104ZM213 47V48H212ZM44 48V47H43ZM51 48V47H50ZM94 48V46L91 48V49H93ZM103 48H100V49H103ZM197 48V47H196ZM212 48V49H211ZM49 48H47V50H48ZM59 49V48H58ZM180 49V50H179ZM178 50H177V48H176V51H177V53L179 52V51H181V48H179ZM41 50V49H40ZM39 50V51H40ZM51 50V49H50ZM67 50V49H66ZM65 50V48H63V49H61L59 52L57 51V53L54 55V57L53 58H51L50 60H53V63H59V62H62L63 60H66V58L68 57V53L66 54V51ZM87 50H88V48H87ZM90 50V49H89ZM174 50V49H173ZM188 50V49H187ZM95 51V50H94ZM175 51V52H176ZM185 51V50H184ZM30 52V51H29ZM43 52H45V51H43ZM51 52H52V50H51ZM68 52V51H67ZM90 52V51H89ZM88 52V53H89ZM91 52H93V50H91ZM175 52H173L172 53V50H170V53H172V54H174ZM189 52V51H188ZM187 52V53H188ZM194 52H195V50H194ZM79 53V56H81L82 54H80ZM87 53V54H88ZM94 53V52H93ZM93 53H90L91 55L93 54ZM50 54V53H49ZM48 54V55H49ZM53 54V53H52ZM86 54V55H87ZM154 56H156V53H152ZM183 54V53H182ZM181 53H180V55H181V57H182V59H185V61L186 60H189L190 58H194V57H192V54H194L193 52L190 54V57H188V55H187V57H185L186 55H182ZM189 54V53H188ZM27 55V54H26ZM85 55V56H86ZM89 55V54H88ZM90 55V56H91ZM157 55H159V54H157ZM179 55V54H178ZM196 55H194V56H196ZM36 56V55H35ZM46 56V55H45ZM76 56V55H75ZM84 55H82V57H80L81 59H83L84 57H83ZM224 56L226 57L227 56V58L229 57V59H230V61H232V60H234L235 62H236V64H235V67L233 68V67H230V65H232L229 61H226V65H228L229 63V67L231 68V70H230V72H228V73H226L225 71H226V69H227V66H226V68L223 66V65H221V66H223V67H220L219 65V61L221 60V61H223L221 58L223 57L224 58ZM25 57V56H24ZM39 57V56H38ZM50 57H52V56H50ZM185 57V58H184ZM252 57H251V59H252ZM37 58V57H36ZM36 58L34 57V59L36 60ZM189 58V59H188ZM253 58V59H254ZM20 59V58H19ZM41 59V58H40ZM88 59H89V56H88V58L87 59H83V60H86V61H88ZM160 59V58H159ZM159 59H157V60H159ZM197 59V60H196ZM32 60V58H30V61H29V65L31 64L30 62H32L31 61ZM48 60V59H47ZM49 60V61H50ZM91 59H89V61H90ZM174 60H176V57L173 59L172 58V60H171V63L169 64V63H167V65H165L166 67H168L169 65H173L174 63H172ZM177 60H178V58H177ZM225 60H227V59H225ZM25 61V60H24ZM37 61H38V58H37ZM156 61V60H155ZM18 62V61H17ZM21 62V61H20ZM41 62V61H40ZM52 62V61H51ZM176 62V61H175ZM181 62V61H180ZM189 62V63H188ZM187 63L190 65V63H191V66L193 65L192 64V62L191 61H188ZM25 63H26V61H25ZM28 63V62H27ZM45 63H46V60H45ZM179 63V62H178ZM182 63V62H181ZM186 63V64H187ZM161 64V63H160ZM159 64V65H160ZM169 64V65H168ZM223 64V63H222ZM35 65V64H34ZM40 65H41V63H40ZM43 65V64H42ZM53 65V64H52ZM61 65V64H60ZM188 65V66H189ZM46 66V65H45ZM59 66V65H58ZM191 66H189V67H187L186 68V70L184 71V72H187L188 70V72L186 73V76L192 71V67ZM28 68H24L23 70H20L21 72H20V76H21V80H20V82H17V84H15V83H12L10 80L8 81V79H6L7 80V82H11L13 85L15 84V86H13L11 83V85L14 87V89L12 90V86L11 87H9V88H11L10 90L12 91V94H11V92H9V94L8 95H10L11 94V96H9V98H8V100L10 99V97H11V101H10V106H9V104H7L5 101H6V98L7 97H5L4 95H6V93L4 94L3 93V90H2V92L0 91V93H3L2 95H3V98L5 97V103H6V105H8V106H5L4 108V110H2L3 109V106H1L2 107V109H0V155H1V157H0V159L3 157V156H5V155H2V154H5V153H7L6 155H8V157H7V160H6V157H5V160L2 162V160L3 159H1L0 160V162H2V163H0V257H2V256H6L7 257V255H9V251L10 250H12L11 248H12V242H11V240H13V239H11L12 237L10 236V234H12V233H14L15 231L16 232H20L21 233V235H22V232H24V231H26L27 229H25V230H22L24 227H22L23 225H25L24 224V222H25V218L23 219L24 220V222L22 223V224H20V225H22V226H20V228H21V230H20V228H18V230L15 228V230L14 229H11V228H13L12 227V225L13 224H18L19 225V223H21L22 222V220H21V218L23 217V214H24V210H23V208H21L20 207V204L22 203L23 205L22 206H24V203L22 202V201H24L25 202V204H26V201H25V199L23 200V197L25 198V196H23L22 194L24 193V189H22V188H24L25 186H24V184L26 183V181H25V179L27 180V178H29V177H27V178H25V166L27 165H25V162H24V150H25V145H26V141H27V139L29 138V139H34L35 140V138H37L38 136H39V134H40V131L41 130H39V128H40V124H43L44 123V121H41V120H43V118H41V115L44 113L43 112V110L40 108L41 106H39L38 105V101L39 100H37V98L35 97V92H34V87L38 84V82L40 81V80H42V79H44V77L43 76H47L48 75V73L45 71V70H43L42 68H40V67H31V70L29 69L30 67L29 66H27ZM46 67H48L49 68V66H46ZM51 67V66H50ZM193 67V68H194ZM228 67V68H229ZM20 68V67H19ZM22 68H23V66H22ZM48 68H46V70L48 69ZM55 68V67H54ZM59 68V67H58ZM101 68H103V67H101ZM100 68V69H101ZM171 68H172V66H171ZM170 68V71H172L173 69H171ZM189 68V69H188ZM190 68H191V71H190ZM232 68H233V70H232ZM14 69V68H13ZM45 69V68H44ZM57 69V67L55 68V70ZM100 69H98V70H100ZM188 69V70H187ZM10 70V69H9ZM12 70V69H11ZM49 70V69H48ZM47 70V71H48ZM58 70V69H57ZM105 70V69H104ZM168 70H169V68H168ZM175 70V69H174ZM173 70V71H174ZM182 70H183V68L180 70L181 72H182ZM225 70V71H224ZM17 71V70H16ZM43 71H45L46 73H47V75H46V73L45 72H43ZM178 71H179V69H178ZM198 71V70H197ZM195 72V71H193V74H195L196 75V77H197V74L198 75H202V73L201 72ZM235 72V73H233V72ZM5 72V71H4ZM72 72V71H71ZM70 72V73H71ZM100 72V71H99ZM98 72V73H99ZM165 72H166V70H165ZM175 72V71H174ZM174 72H172V74H171V76L173 75L174 76V79H176V76L177 75H179V74H176V76H175V73ZM181 72H179L180 73V76H182L183 74H181ZM183 72V73H184ZM195 72V73H194ZM16 73V72H15ZM52 73H54V69L52 68V71H51V73L50 74H52ZM56 73H58V71L56 72ZM101 73V72H100ZM178 73V72H177ZM192 73V72H191ZM190 73V76L192 75L193 76V74H191ZM226 73V74H225ZM43 74H45V75H43ZM203 74V75H204ZM41 75H42V77H41ZM57 75V74H56ZM53 76V75H52ZM51 76V77H52ZM172 76V77H173ZM180 76L178 77V79L180 78ZM185 76V77H186ZM189 75L187 76V77H190ZM207 76V77H206ZM171 77V78H172ZM184 77V76H183ZM183 77H181V78H183ZM184 77V78H185ZM186 77V78H187ZM196 77H193L194 78V80H192V81H195V78ZM9 78V77H8ZM12 78V77H11ZM56 78V77H55ZM183 78V79H184ZM192 78V79H193ZM182 79V80H183ZM191 79V77L186 81L185 79V81H186V83L189 81ZM169 80H172L171 82L172 83H175L176 85H177V82L175 81L174 82V80L173 79H169ZM196 80H197V78H196ZM199 80V79H198ZM1 81V80H0ZM4 81V80H3ZM2 81V82H3ZM178 81V80H177ZM181 81V80H180ZM14 82V81H13ZM170 82V81H169ZM190 82V81H189ZM4 83H5V81H4ZM3 84V83H2ZM6 84V83H5ZM4 84V85H5ZM9 84V83H8ZM171 84V83H170ZM179 84V83H178ZM181 84V83H180ZM173 85V84H172ZM182 85H183V83H182ZM182 85H180V86H182ZM2 86V85H1ZM8 86H10V85H8ZM7 86V87H8ZM38 86V85H37ZM236 86V85H235ZM5 87V86H4ZM7 87H5V89L7 88ZM150 87V86H149ZM177 87V86H176ZM191 87V86H190ZM199 87V89L197 90V88ZM2 88V87H1ZM9 88H7V89H9ZM178 88V87H177ZM4 89V88H3ZM6 89V90H7ZM17 89L18 90H20V91H17ZM149 89V88H148ZM148 89H143V90H147L148 91ZM5 90V91H6ZM4 91V92H5ZM7 91H9V90H7ZM147 91H143L142 93H145V94H143V95H145V98L147 97ZM128 94V93H127ZM126 94V95H127ZM134 94V93H133ZM234 94V93H233ZM64 95V94H63ZM134 95H136V94H134ZM142 94H140V97L142 98V97H144V96H141ZM181 95V96H182ZM7 96V95H6ZM37 96H39V95H37ZM67 96V95H66ZM99 95H97V96H93L92 97V99H91V97H90V99L91 100H94L96 97H98ZM235 96H233V97H235ZM1 97V96H0ZM56 97V96H55ZM68 97V96H67ZM132 98H133V96H131ZM134 97H137V95L136 96H134ZM233 97H231V99H229V100H226V99H224L225 101L224 102H222V103H220L219 105H218V107L217 106H215V110H214V112L216 111V119H217V121L219 120V123H220V125H222L223 123L222 122H220V120H223L224 118L226 119V117H228L229 119H235L233 116H235V113H236V110H235V107H234V101H233ZM3 98H1L2 100H3ZM99 98V97H98ZM118 98V97H117ZM117 98H113V99H115V101L117 100ZM144 98V99H145ZM184 98H182V99H184ZM203 98V99H202ZM230 98V97H229ZM70 99V98H69ZM68 99V100H69ZM81 99V98H80ZM82 99H84V98H82ZM90 99L88 98V103L90 104V105H92L93 107H96V106H98V104L99 103H97L99 100H97V102H96V99H95V103H96V106H95V104H94V102H91L90 101ZM103 99V98H102ZM119 99V98H118ZM122 99H124V98H122ZM121 99V100H122ZM126 99V98H125ZM124 99V100H125ZM143 99V98H142ZM149 100V102H150V98H148ZM199 99H202V100H199ZM104 100V99H103ZM112 100V99H111ZM127 100V99H126ZM141 100V99H140ZM198 100V101H197ZM205 100H208L207 98L205 99ZM22 101H30V103H31V101L32 102H34V104H36L35 105V107L34 108H32V109H30V111H29V114H31L30 116H28V118H27V114H28V111L27 110H29V108L27 109V107H26V109L25 108H22V107H25V106H22V105H20V104H22L21 102ZM71 101H72V99H71ZM81 101V100H80ZM106 101V100H105ZM130 101V100H129ZM132 101V100H131ZM134 102L135 101H137V98H136V100H133ZM131 102V103H133L134 104V106L132 107L131 105L129 106V107H131V109H129L128 110V108L126 107V110L125 111H130V110H132V113H134V112H136V111H138L137 112V114L138 113H140V111L143 109H141L140 111L139 110H136V109H140V102H139V100H138V102H139V104H136V103H134V102ZM143 100H141V102H142ZM148 101L146 102V100H145V104L142 102L141 103V105L143 104V106H144V109H143V112H144V110H145V108H147L146 106H148ZM213 101V100H212ZM0 102H2L1 100H0ZM53 102V101H52ZM60 102V101H59ZM74 102H76L75 100H74ZM83 102V104L85 103V100L84 101H82ZM124 102V101H123ZM20 103V104H19ZM28 102H26V104H27ZM93 103V104H92ZM116 103H117V101H116ZM115 103V104H116ZM180 103H182L181 105H180ZM185 103V104H186ZM2 104V103H1ZM57 105L59 104V103H56ZM76 104V107L79 105V104H77V103H75ZM147 104V105H146ZM5 105V104H4ZM20 105V106H19ZM28 105H29V103H28ZM89 105V106H90ZM103 105H105L104 104V102H103ZM103 105H102V108H103ZM112 105V106H111ZM110 106H111V108L112 107H114L113 106V104H111ZM121 105H122V103H121ZM120 105V106H121ZM125 105H127V104H125ZM61 106V105H60ZM80 106V105H79ZM191 106V105H190ZM0 107V108H1ZM6 107L9 109L10 107L13 109V108H16V107H19L20 109H24L23 111H25V112H22L21 110L19 111H13L12 109H10V110H12L13 112H9V111H5L6 110ZM101 107V106H100ZM100 107H98V110L97 111H99L100 109ZM105 107V106H104ZM116 107V106H115ZM124 107V106H123ZM193 107V106H192ZM216 107H217V109H216ZM18 108V109H19ZM57 108V107H56ZM89 108V107H88ZM101 108V109H102ZM7 109V110H8ZM47 109V108H46ZM58 109V108H57ZM91 109V108H90ZM97 109V107L96 108H94V109H91V111H94V113H95V110ZM116 109H117V107H116ZM121 109H122V107H121ZM149 109V108H148ZM159 109H161V108H159ZM53 110V109H52ZM54 110H55V108H54ZM75 110H76V108H75ZM136 110V111H135ZM147 110V109H146ZM153 110V109H152ZM163 111L165 110V109H162ZM49 111V110H48ZM56 111V110H55ZM81 111H83V110H81ZM100 111H102V110H100ZM103 111H105V110H103ZM117 111V110H116ZM123 111V110H122ZM134 111V112H133ZM155 111V110H154ZM166 111V110H165ZM47 112V111H46ZM50 112H51V109H50ZM88 112V111H87ZM127 112V114H125V113H123V114H125V115H128V114H130V116H132L133 114L130 112V113H128ZM157 111H155V112H153L154 114L156 113ZM158 112H161V111H158ZM157 112V113H158ZM167 112H169V110L167 111ZM23 113H25V114H23ZM79 113V112H78ZM85 113V112H84ZM83 113V114H84ZM98 113V112H97ZM102 113V112H101ZM157 113H156V115H157ZM162 114L163 113H165V112H161ZM196 113V112H195ZM47 114V113H46ZM65 114V113H64ZM63 114V115H64ZM70 114V113H69ZM74 114V113H73ZM93 114V113H92ZM120 114H122V112H120ZM132 114V115H131ZM153 114V116L155 117V115ZM166 114H168V113H166ZM187 114V113H186ZM191 114V113H190ZM193 114V113H192ZM56 115V114H55ZM59 115H61V114H59ZM124 115V116H125ZM135 115V114H134ZM165 115V114H164ZM198 115V114H197ZM200 115V114H199ZM199 115H198V117H199ZM44 116V115H43ZM42 116V117H43ZM66 117H68L67 115H65ZM87 114L85 115V117L84 118H89L90 116H87ZM94 116H95V114H94ZM129 116V117H130ZM148 116H150V114H148ZM163 116V115H162ZM166 116V115H165ZM164 116V117H165ZM184 115H182V117H183ZM189 115H187V116H185V117H188ZM191 117H193L194 115H190ZM58 117V116H57ZM78 117V116H77ZM81 117H82V112H81ZM80 117V118H81ZM96 117V116H95ZM95 117L93 118V116H92V118L95 120ZM98 117H100V115L98 116ZM97 117V118H98ZM122 118H123V115L121 116ZM163 117V118H164ZM185 117H183V121L185 122V121H187V123L188 122H191L192 120L189 118H186V120H184V118ZM214 117H215V113H214ZM62 118H64V116H62ZM79 118V117H78ZM102 118V117H101ZM105 118H106V116H105ZM121 118V119H122ZM126 118V117H125ZM194 118V117H193ZM192 118V119H193ZM29 119V120H28ZM52 119V118H51ZM50 119V120H51ZM89 119H91V118H89ZM103 119V118H102ZM146 119V118H145ZM166 119V118H165ZM164 119V120H165ZM195 119V118H194ZM194 119H193V121H194ZM224 119V120H225ZM229 119H227V122L229 121ZM29 121V122H31L29 125H27V123H26V121ZM50 120H48V122H50ZM53 120V119H52ZM54 120H56V122H57V120H58V118H54ZM60 120H62L61 118H60V116H59V120H58V122L60 121ZM65 120V119H64ZM67 120V119H66ZM69 120V119H68ZM82 120H84V119H82ZM88 120V119H87ZM87 120H86V122H87ZM94 120H92V121H94ZM136 119H134L133 121L135 122V125L136 124H138V121L140 120V119H138V121H137V123H136V121H135ZM190 120V121H189ZM197 120V119H196ZM91 121V120H90ZM104 121V119L102 120V123L104 124L105 122H103ZM161 121H163V120H161ZM231 121L232 120H230V123H231ZM41 122H43V123H41ZM45 122H47L46 120H45ZM54 122V121H53ZM52 122V123H53ZM55 122V123H56ZM79 122V121H78ZM82 121H80V123H81ZM88 122H89V120H88ZM88 122L86 123V124H88ZM123 122V121H122ZM121 122V123H122ZM140 122V121H139ZM160 122V121H159ZM195 122V121H194ZM55 123H53V124H55ZM92 123V122H91ZM90 123V124H91ZM95 123V122H94ZM120 123V125H118L119 127H125L124 125L122 126V124ZM128 123V122H127ZM161 123V122H160ZM160 123H158L157 122V124H160ZM181 122H179L178 123V125L177 126H180L181 124H180ZM186 123V122H185ZM186 123V125H188ZM192 123V122H191ZM190 123V124H191ZM222 123V124H221ZM233 123V122H232ZM52 124V125H53ZM59 124V123H58ZM58 124H55V127H57V125ZM84 124V123H83ZM82 124V125H83ZM89 124V125H90ZM103 124H101V122H99V119H98V124L97 125H101V130L103 129L102 127H104V125ZM126 124V123H125ZM154 124V123H153ZM157 124L155 123V125H152V123H151V126L154 128V127H157ZM180 124V125H179ZM193 124V123H192ZM191 124V125H192ZM80 125V124H79ZM128 125H130V127H132L131 126V121L128 123ZM135 125H133V126H135ZM139 125H140V123H139ZM139 125L137 126H135V128L136 127H139ZM185 125V126H186ZM85 126H87V125H85ZM91 126H93V125H91ZM96 126V125H95ZM172 126V125H171ZM176 126V127H177ZM185 126H183L184 127V129L182 130V131H177V129L179 128H177L176 129V131H175V133H177V134H179V135H181V137H182V134H184L185 135V133H186V131H185ZM223 126V125H222ZM59 127V126H58ZM61 127V126H60ZM82 127V126H81ZM88 127V126H87ZM97 127V126H96ZM128 128H126V131H125V129H123L126 133H128L130 130H132L134 127H132V128H130L129 129V126H127ZM151 127V128H152ZM173 127V126H172ZM182 127V128H183ZM194 127H195V125H194ZM50 128V127H49ZM151 128H146V129H151ZM153 128H152V130H153ZM174 128V127H173ZM189 128V127H188ZM226 128V127H225ZM238 127H236L235 129H237ZM42 129V128H41ZM51 129V128H50ZM56 129V128H55ZM80 129H82V128H80ZM85 129V128H84ZM97 129V128H96ZM127 129L129 130V131H127ZM138 129V128H137ZM141 129V128H140ZM139 129V130H140ZM170 129V131L172 132L173 130H171V128H168V130ZM180 129V128H179ZM187 129V128H186ZM194 129V128H193ZM196 129V128H195ZM195 129H194V131H195ZM219 129H222V127L221 128H219ZM228 129H230V128H228ZM232 129V128H231ZM73 130V129H72ZM83 130V129H82ZM81 130V131H82ZM86 130V129H85ZM84 130V131H85ZM93 130H94V128H93ZM93 130H91V131H93ZM122 130V131H123ZM147 130V131H148ZM156 129H154L153 131H155ZM158 130V129H157ZM157 130H156V132H157ZM167 130V129H166ZM78 131H80V130H78ZM80 131V132H81ZM133 131V130H132ZM142 131H144V130H142ZM150 131L151 130H149L148 131V133H150ZM153 131H151L152 133H153ZM165 131V130H164ZM191 131H192V129L190 130V132H189V134H192L191 133ZM235 131V130H234ZM42 132V131H41ZM56 132H58V130L56 131ZM71 132V131H70ZM73 132H75V130L73 131ZM72 132V137H74V133ZM89 132H90V130H89ZM95 132H96V130H95ZM98 132H100V131H98ZM98 132H96V133H98ZM136 132V131H135ZM138 132V131H137ZM166 132V131H165ZM215 132H217V134L220 132H218V131H214V134H216ZM227 131H225V135L226 136H224L223 135V133L221 132V135L220 134H218V135H216V136H218L220 139L222 138V137H230L229 135H227V134H229V133H226ZM238 132V131H237ZM76 133V132H75ZM82 133H83V131H82ZM85 133H87V131H85ZM101 133V132H100ZM143 133V132H142ZM148 133L146 134L147 136H148ZM213 133V132H212ZM122 134H124V132H122ZM121 134V135H122ZM129 134V136L130 135H132V133L130 134V132L128 133ZM127 134V135H128ZM136 134V133H135ZM134 134V135H135ZM159 134V133H158ZM161 134V133H160ZM163 134V136L166 134H164V133H162ZM161 134V135H162ZM188 134V135H189ZM214 134H211L210 136H212V135H214ZM233 134H234V132H233ZM83 135H84V133H83ZM82 135V136H83ZM86 135H88V134H86ZM124 135H126V134H124ZM123 135V136H124ZM133 135V136H134ZM140 135V134H139ZM145 135V136H146ZM183 135V136H184ZM187 135V134H186ZM187 135V136H188ZM230 135H231V133H230ZM43 136V135H42ZM41 136V137H42ZM76 136V135H75ZM79 136H81L80 134H79ZM81 136V137H82ZM128 136V138H129V140H130V137ZM132 136V137H133ZM152 136V135H151ZM160 136V135H159ZM171 136H174V134L173 135H171ZM199 136H201V135H199ZM216 136H212L213 138H215ZM222 136V137H221ZM40 137V138H41ZM78 137V136H77ZM77 137H74V138H77ZM134 137H136V139H137V136L135 135ZM133 137V140H135V138ZM154 137H157V134L154 136ZM177 137V136H176ZM209 137V136H208ZM232 137V136H231ZM234 137H235V135H234ZM236 137H235V139H236ZM114 138V137H113ZM117 138V137H116ZM120 137L118 136V139H119ZM128 138H124L125 139V142H126V140L128 139ZM144 139H145V137H143ZM150 139H152L151 141L153 142V138L152 137H149ZM146 139V140H150V139ZM159 138V137H158ZM192 139L191 140H189L188 142H182L183 144H186V145H184V147H186L185 148V150H183L182 151V149H181V152H176V154L175 153H173L172 155H171V151L169 152L170 154H168V155H171V156H166L167 158L168 157H170V159H172V160H174V159H176V160H178L179 159V161L182 159V161L184 160V158H185V160H186V163L188 162V156H189V154L193 151V150H195L197 153H199V151L200 150H202L201 148H203L204 146H203V144L202 145H200V147L201 146H203V147H199L198 145L199 144H201L200 143V140L197 142V140H196V137H191ZM205 140H208L209 139V141H211V142H209V143H211V145H212V143H213V141H212V139L211 138H207V135L205 136ZM224 138V139H225ZM84 139V138H83ZM160 139H163V138H160ZM189 139H190V137H189ZM198 139V138H197ZM216 139V138H215ZM37 140V139H36ZM72 140V139H71ZM79 140H82L81 138L79 139ZM86 140H87V138H86ZM112 140V139H111ZM115 140V139H114ZM114 140H112V142L114 141ZM117 140V139H116ZM115 140V141H116ZM155 140H156V138H155ZM154 140V141H155ZM158 140V139H157ZM201 140H204V139H201ZM217 140V139H216ZM233 140H234V138H233ZM237 140V141H236ZM235 141L236 142H238L239 143V141H238V139H236ZM77 141V140H76ZM108 141V140H107ZM106 141V142H107ZM119 141V140H118ZM137 141V140H136ZM144 141V140H143ZM151 141H149V142H151ZM163 141H164V139H163ZM218 141V140H217ZM222 141H225V140H222ZM229 141H230V139H229ZM65 142V141H64ZM68 142V141H67ZM78 142V141H77ZM110 143H112L111 141H109ZM132 141L130 140V142L129 143H131ZM148 142V141H147ZM146 141L144 142L145 143V145H148V143H147ZM159 142H160V150H161V144H163L164 145V143L166 142H162L161 143V141L159 140ZM159 142L157 141H155L154 143H158L159 144ZM202 142V141H201ZM207 142V143H208ZM220 141H218V142H216V143H219ZM234 141H232L231 142V145H232V143H233ZM31 143H33V142H31ZM61 143H63V142H61ZM110 143H107L108 145L110 144ZM115 145H116V143L117 142H113ZM112 143V144H113ZM119 143V142H118ZM133 143L134 144H136V142H134L133 141ZM133 143H131V145H132V147H131V145H130V148L129 149H134V147L135 146H133L134 144ZM142 143V142H141ZM197 143H199V144H197ZM204 143V142H203ZM207 143L205 144L204 143V145H207ZM216 143H214L215 145H214V147H213V145H212V147H213V149L210 147V149H212V151H211V153H203V154H205V156L206 155H211L212 154V152H213V155H215V152L218 154V151H217V149H220V147H222V146H219L218 148L217 147H215V146H218L219 144H217L216 145ZM34 144V143H33ZM65 144V143H64ZM84 144V143H83ZM82 144V145H83ZM113 144V145H114ZM120 144L121 145H119L118 147H120V146H122V143H121V141H120ZM158 144H152L153 146H151V143H150V149L152 150V151H154V149H153V147L155 148ZM241 144V143H240ZM32 145V144H31ZM67 145V144H66ZM75 145V144H74ZM114 145V146H115ZM118 145V144H117ZM124 145V144H123ZM69 146V145H68ZM110 146H111V144H110ZM126 146V145H125ZM137 146H139L138 144H137ZM143 146V145H142ZM142 146L140 147L141 148V150H140V152H141V154L143 155L145 152L143 151V153H142V150H145L146 148H147V146L145 147V149H143L142 148ZM159 146V145H158ZM224 146V145H223ZM32 147V146H31ZM117 147V146H116ZM116 148V150H119V148ZM144 147V146H143ZM198 147V149H196ZM241 147V146H240ZM122 148L124 149V146H122ZM121 148V149H122ZM126 148V147H125ZM159 148H157L156 147V149L159 151ZM209 148V147H208ZM216 148V149H215ZM231 148V150H230V152H233V156H232V158L234 157V154H236L234 151H232V148H233V146L232 147H230ZM74 149H75V147H74ZM109 149V148H108ZM113 149H115V148H112L111 149V151L110 150H107V151H109L110 152V154L112 155L113 153H112V150ZM120 149V150H121ZM121 150V151H123L124 152V150ZM139 149V148H138ZM149 149V147H148V149H146L145 151L146 152H152L151 150ZM155 149V151H157ZM203 149H205V148H203ZM207 149V148H206ZM30 149L28 148V150L27 151H29ZM33 151H34V148L32 149ZM44 150V149H43ZM128 150V149H127ZM130 150V151H131ZM150 150V151H149ZM198 150V151H197ZM216 150V151H215ZM234 150H236V148L234 149ZM243 152V154H244V149H241ZM42 151V150H41ZM71 151V150H70ZM102 150H99V152H101ZM103 151H105V150H103ZM102 151V152H103ZM107 151H105V152H107ZM121 151H120V153H121ZM129 151V152H130ZM180 151V150H179ZM204 152L206 151V150H203ZM229 151V150H228ZM246 151V150H245ZM71 152H73V151H71ZM101 152V153H102ZM129 152H126V154L128 155V153ZM138 153H139V155H137L138 153H136V154H132V155H134L133 157H138V156H140L141 154H140V152H139V150L137 151ZM162 152H164V151H162ZM162 152H160L161 154H163ZM196 152L194 153V152H192V156H191V154H190V158L191 157H194V154L196 155ZM202 152V151H201ZM200 152V155L202 154ZM208 152H210L209 150H208ZM222 152V151H221ZM26 153H29V152H26ZM30 153L32 154V151H30ZM36 153V152H35ZM53 153H55V152H53ZM58 153V152H57ZM100 153V154H101ZM116 153H118V151H116ZM116 153H114L115 154V156L116 155H120V153H118V154H116ZM125 153V152H124ZM153 153V155H154V152H152ZM159 153V152H158ZM33 154H34V152H33ZM69 154H71V153H69ZM73 154V153H72ZM106 154H109L108 152L107 153H105L104 154V152H103V154H101L102 156H104L105 157V155ZM110 154H109V156H110ZM113 154V155H114ZM122 154V153H121ZM160 154V155H161ZM219 154H220V151H219ZM228 154V153H227ZM29 155V154H28ZM51 155V154H50ZM54 155V154H53ZM97 155V154H96ZM112 155V156H113ZM123 155V154H122ZM122 155H120V157L122 158ZM125 156V155H123V156H125V157H129L130 156V154L128 155V156ZM137 155V156H136ZM156 155V154H155ZM159 155V154H158ZM221 155V154H220ZM230 156L232 155V153H230L229 154ZM228 155V156H229ZM239 155V154H238ZM34 156H35V154H34ZM92 156V155H91ZM217 156V155H216ZM228 157V159H229V163H232L231 162V160L233 161V159H231V157ZM245 156V155H244ZM243 156V157H244ZM107 157H108V155H107ZM114 157V156H113ZM119 157V158H120ZM133 157H132V159H133ZM161 157V156H160ZM199 157V156H198ZM218 157H219V155H218ZM217 157V158H218ZM223 157V156H222ZM237 157V156H236ZM235 157V158H236ZM247 157V158H248ZM4 158V157H3ZM55 158V157H54ZM69 158H70V156H69ZM115 158V157H114ZM212 158V157H211ZM210 158V159H211ZM34 159V158H33ZM60 159V158H59ZM64 159V158H63ZM107 159V158H106ZM108 159H109V157H108ZM124 159V158H123ZM153 159V158H152ZM169 159V160H170ZM197 159V158H196ZM212 159H214V158H212ZM219 159V162H220V158H218ZM246 159V158H245ZM50 160V159H49ZM57 160V159H56ZM126 160H127V158H126ZM129 160H131V159H129ZM149 160H151V159H149ZM172 160H171V162H172ZM185 160H184V162H185ZM202 160V159H201ZM204 160V159H203ZM206 160V159H205ZM152 161V160H151ZM26 162H27V160H26ZM31 162H33V160H32V158H31ZM44 162H45V160H44ZM97 162H98V160H97ZM114 162H115V160H114ZM120 162H122V160H120ZM162 162V160H160V163ZM206 162H207V160H206ZM208 162H209V160H208ZM211 162H212V160H211ZM215 162H216V160H215ZM215 162H212L213 163V165H214V163ZM28 163V162H27ZM41 163V162H40ZM63 163V162H62ZM104 163V162H103ZM111 163H113L112 162V160H111ZM118 163V162H117ZM177 162H175V164H176ZM179 163V162H178ZM185 163V164H186ZM189 163H190V160H189ZM202 162H200V164H201ZM235 163V162H234ZM235 163V164H236ZM51 164V163H50ZM54 165H55V163H53ZM57 164V166H59L58 165V163H56ZM66 164V163H65ZM68 164V163H67ZM109 164V163H108ZM116 164V163H115ZM120 164H122V163H120ZM163 164V163H162ZM161 164V165H162ZM172 163H170V165H171ZM174 164V163H173ZM171 165V166H169L167 169L168 170H171L172 171V169L171 168H173L172 166H174V165ZM183 164V163H182ZM191 164V163H190ZM190 164H188V165H190ZM204 164V163H203ZM209 164V163H208ZM232 165L233 167L234 166H236V165ZM29 165V164H28ZM46 165H47V162H46ZM81 165H82V163H81ZM91 165V164H90ZM95 165V164H94ZM100 165V164H99ZM160 165V166H161ZM179 165V164H178ZM188 165H184L183 164V166H188ZM216 165H219V164H217L216 163ZM215 165V166H216ZM224 165V164H223ZM229 165V167H231L230 166V164H228ZM50 166V165H49ZM56 166V165H55ZM55 166H52L51 165V167H55ZM60 166H62V165H60ZM63 166H64V164H63ZM87 166V165H86ZM92 167H93V165H91ZM97 166V165H96ZM101 166V165H100ZM107 166V164L105 165V167ZM111 166H113V165H111ZM116 166V165H115ZM125 166H127V168H126V170H128L129 168H128V165H125ZM124 166V167H125ZM191 166V165H190ZM203 165H201V167H202ZM206 166H207V164H206ZM221 166H222V164H221ZM220 166V167H221ZM225 166H227V165H225ZM224 166V167H225ZM42 167V166H41ZM48 167V166H47ZM46 167V168H47ZM79 167V166H78ZM82 167V166H81ZM99 167V166H98ZM139 167V166H138ZM138 167H136V168H138ZM142 167V166H141ZM163 168H158V170H161L162 171V174L163 173H165L163 170L165 169L164 168V166H162ZM166 167V166H165ZM175 167H177V165H175L174 166V169H175ZM198 167V166H197ZM200 167V166H199ZM205 166H203V168H204ZM217 167V166H216ZM215 167V168H216ZM60 169H61V167H59ZM96 168V167H95ZM100 168V167H99ZM113 168V167H112ZM111 168V170H113ZM143 168V167H142ZM148 168V167H147ZM146 168V169H147ZM170 168V169H169ZM181 168H183V167H181ZM208 168V167H207ZM45 169V168H44ZM50 169V168H49ZM55 169V171H56V169L57 168H54ZM59 169V170H60ZM83 169H85V167L83 168ZM91 169V168H90ZM107 169V168H106ZM117 169V168H116ZM149 169V168H148ZM156 169H157V167H156ZM167 169H165V171H166V174H167ZM177 169V168H176ZM191 169H193L192 168V166H191ZM190 169V170H191ZM195 169V168H194ZM217 169V168H216ZM218 169H219V166H218ZM261 169V170H260ZM33 171H34V169H32ZM48 170V169H47ZM88 170H89V168H88ZM93 170V169H92ZM125 170V171H126ZM140 170V169H139ZM138 170V171H139ZM151 171H152V169H150ZM154 170H155V167H154ZM153 170V171H154ZM200 170V169H199ZM203 170V169H202ZM204 170H206L205 168H204ZM226 170H227V168H226ZM229 170V169H228ZM32 171V172H33ZM50 171H51V173H53L52 172V168L50 169ZM54 171V170H53ZM55 171H54V173H55ZM96 171V170H95ZM103 171H105V170H103ZM118 171V170H117ZM123 171V170H122ZM133 171V170H132ZM137 171V172H138ZM145 171V170H144ZM170 171V172H171ZM188 171V170H187ZM186 171V172H187ZM196 171V170H195ZM194 171V172H195ZM210 171V170H209ZM213 171V170H212ZM219 171H220V169H219ZM218 171V172H219ZM223 171V170H222ZM222 171H220L221 172V174L220 173H218V174H220V175H222V173H225V172H222ZM263 171V170H262ZM59 172V171H58ZM70 172V171H69ZM75 172H77V170L75 171ZM80 172V171H79ZM83 172V171H82ZM91 172L92 171H90V174H91ZM106 172H108V171H106ZM113 172H115V171H113ZM119 172H120V170H119ZM134 172V171H133ZM133 172H131V173H133ZM136 172V171H135ZM141 172V171H140ZM173 172V171H172ZM172 172H171V175H172ZM175 172H178V170H175ZM193 172V173H194ZM44 173H45V171H44ZM50 173V172H49ZM49 173L47 174V172H46V174H47V177H48V175H49ZM51 173H50V175H51ZM53 173V174H54ZM68 173V172H67ZM78 173V172H77ZM77 173H74V174H77ZM93 173V172H92ZM101 173V172H100ZM105 173V172H104ZM125 174L123 175V177L122 178H124V176L126 175V173L127 172H124ZM142 173V172H141ZM155 173V174H154ZM153 173V177L154 176H156V174L157 173H159V172H154ZM179 173V172H178ZM189 173V172H188ZM192 173V174H193ZM200 173V172H199ZM201 173L203 174V172L201 171ZM212 173V172H211ZM259 173H257V174H259ZM262 173V172H261ZM72 174V173H71ZM73 174V175H74ZM80 174H81V172H80ZM84 174V173H83ZM88 174H89V172H88ZM95 174V173H94ZM111 174H112V172H111ZM116 174H118V173H116ZM120 174V173H119ZM118 174V175H119ZM136 173H134V175H135ZM151 174V173H150ZM256 174V175H257ZM263 174V173H262ZM262 174H260L261 176H262ZM40 175V174H39ZM43 175V174H42ZM49 175V176H50ZM64 175V174H63ZM69 175V174H68ZM109 175V174H108ZM131 175V174H130ZM143 175V174H142ZM147 175V174H146ZM158 175V174H157ZM181 175V174H180ZM194 175H196L195 173H194ZM201 175V174H200ZM199 175V176H200ZM65 176V175H64ZM63 176V177H64ZM92 176V175H91ZM95 176V175H94ZM116 176V175H115ZM132 176H133V174H132ZM152 176V175H151ZM150 176V177H151ZM165 176V175H164ZM168 176V175H167ZM172 176H174V175H172ZM192 176V175H191ZM218 176V175H217ZM223 176V175H222ZM260 176V177H261ZM90 177V176H89ZM102 177H104V176H102ZM108 177V176H107ZM106 177V178H107ZM112 176L110 175V178H111ZM126 177H129V175L127 176L126 175ZM135 177V176H134ZM149 176H148V178H150ZM157 177V176H156ZM170 177V176H169ZM203 177H204V175H203ZM258 177V176H257ZM257 177H255V180L254 179H252L253 181H252V183H260V182H263L264 180H259L258 182H256V178ZM31 178H32V176H31ZM30 178V179H31ZM50 178H52V177H50ZM82 178V177H81ZM105 178V177H104ZM103 178V179H104ZM113 178V177H112ZM117 178V177H116ZM115 177H114V181H117V179H116ZM119 178V177H118ZM147 178V177H146ZM158 178V177H157ZM162 178V177H161ZM164 178H166V177H164ZM172 178V177H171ZM210 178H212V177H210ZM259 178V177H258ZM33 179H34V177H33ZM43 179V178H42ZM66 179H69V177H67L66 176ZM79 179V178H78ZM88 179V178H87ZM89 179H92V177L91 178H89ZM97 179V178H96ZM102 179V178H101ZM116 179V180H115ZM130 179V178H129ZM133 179V178H132ZM131 179V180H132ZM139 179V178H138ZM151 179V178H150ZM156 179V178H155ZM159 179V178H158ZM157 179V180H158ZM168 179V178H167ZM198 179V178H197ZM213 179H214V177H213ZM212 179V180H213ZM29 180V179H28ZM32 180V179H31ZM59 180V179H58ZM70 180V182H71V179H69ZM75 180V179H74ZM74 180H73V182H74ZM83 180V179H82ZM85 180V179H84ZM95 180V179H94ZM122 180V179H121ZM120 180V181H121ZM124 180V179H123ZM135 180H137V177H136V179ZM152 180H154V178L152 179ZM171 180H173V178L171 179ZM181 180V179H180ZM209 180V179H208ZM38 181V180H37ZM44 181V180H43ZM77 181V180H76ZM75 181V182H76ZM81 181V180H80ZM102 181V180H101ZM107 181H108V178H107ZM110 181V180H109ZM119 181V180H118ZM117 181V182H118ZM119 181V182H120ZM145 181V180H144ZM183 181V180H182ZM185 181V180H184ZM188 181V180H187ZM190 181V180H189ZM204 181H205V178H204ZM203 181V182H204ZM210 181H211V179H210ZM255 181V182H254ZM47 182V181H46ZM46 182H45V184H46ZM50 182V181H49ZM58 182V181H57ZM66 182H69V181H66ZM72 182V183H73ZM78 182V181H77ZM90 182V181H89ZM95 182H98V179H97V181H95ZM95 182H93V183H95ZM123 182V181H122ZM137 182H138V180H137ZM140 182V181H139ZM168 182V181H167ZM173 182V181H172ZM209 182V181H208ZM32 183H34V182H32ZM40 183H43V182H41L40 181ZM51 184H52V182H50ZM49 183V185H50V189H52L51 187V184ZM55 183V182H54ZM61 183V182H60ZM64 183V182H63ZM92 183V182H91ZM91 183H89V184H91ZM99 183V182H98ZM121 183V182H120ZM119 183V184H120ZM166 183V182H165ZM164 183V184H165ZM169 183V182H168ZM187 184H188V182H186ZM186 183H184V184H186ZM211 183V182H210ZM217 183V182H216ZM28 185H29V181H28V183H27ZM56 184V183H55ZM54 184V185H55ZM77 184V183H76ZM88 184V183H87ZM102 184V183H101ZM113 184H114V182H113ZM119 184H117V185H119ZM183 184V183H182ZM190 184V183H189ZM192 184H193V182H192ZM251 184V183H250ZM253 184V185H254ZM258 184H255L254 185V188H255V186L256 185H258ZM33 185V184H32ZM35 185V184H34ZM33 185V186H34ZM42 185V184H41ZM48 185V186H49ZM53 185V184H52ZM124 185H126V184H124ZM128 185V184H127ZM158 185V184H157ZM172 185H174V184H172ZM205 186L207 185V184H204ZM217 185V184H216ZM24 186V187H23ZM38 186V185H37ZM43 186H44V184H43ZM61 186H63V185H61ZM70 186V185H69ZM77 186H80V185H77ZM104 186V185H103ZM103 186H102V188H103ZM153 186V185H152ZM169 186V185H168ZM178 186V185H177ZM184 186V185H183ZM190 186V185H189ZM192 186V185H191ZM259 186H264L263 185V183L260 185L259 184ZM39 187V186H38ZM37 187V188H38ZM46 187V185L44 186V188ZM90 188H91V185L89 186ZM89 187H87V188H89ZM105 187H106V185H105ZM165 187V186H164ZM174 187V186H173ZM180 187H182L181 185H180ZM186 187V186H185ZM185 187H183L184 188V190H185ZM211 187V186H210ZM27 188V187H26ZM36 188V187H35ZM41 188V187H40ZM39 188V189H40ZM48 188V187H47ZM53 188H54V186H53ZM80 188V187H79ZM112 188V187H111ZM122 188H123V186H122ZM122 188H120V189H122ZM169 188H170V186H169ZM197 188V187H196ZM201 188V190L203 191L204 189H202L203 187H200ZM214 188V187H213ZM46 189V188H45ZM63 189V188H62ZM81 189V188H80ZM96 189H98V188H96ZM118 189V188H117ZM139 189V188H138ZM157 189V188H156ZM189 189V188H188ZM199 189V188H198ZM257 189H259V188H257V186H256V190ZM261 189V188H260ZM263 190H264V188H262ZM262 189H261V192H260V190L258 191V192H260V193H262V192H264V191H262ZM11 190V191H10ZM12 190H14V192H18V194H14V195H16V196H14V198H12V199H8V197L10 196L9 194H12ZM16 190V191H15ZM68 190H70V189H68ZM68 190H66V191H68ZM72 190V189H71ZM88 190V189H87ZM100 190H102V189H100ZM113 190V189H112ZM146 190V189H145ZM164 190V189H163ZM181 190H183V189H181ZM196 190V189H195ZM21 191H23V193H21ZM29 191V190H28ZM52 191H53V189H52ZM74 191V190H73ZM84 191H86V190H84ZM83 191V192H84ZM93 191V190H92ZM94 191H95V189H94ZM134 191H137V190H134ZM144 190H142V192H143ZM167 191V190H166ZM177 191V190H176ZM186 191V190H185ZM193 191V190H192ZM208 191V190H207ZM50 192V191H49ZM105 192H106V190H105ZM141 192V191H140ZM182 192V191H181ZM195 192V191H194ZM248 192V193H247ZM253 192V193H252ZM258 192H256V193H258ZM34 193V192H33ZM52 193V192H51ZM81 193V192H80ZM113 193V192H112ZM179 193V192H178ZM177 193V194H178ZM182 193H184V192H182ZM181 193V194H182ZM192 193V192H191ZM196 193V192H195ZM246 193H247V195H246ZM256 193H255V195H256ZM25 194V193H24ZM47 194H50V193H48L47 192ZM67 194H70V192L68 193L67 192ZM84 194V193H83ZM96 194V193H95ZM130 194V193H129ZM135 194V193H134ZM169 194V193H168ZM175 194V193H174ZM180 194V193H179ZM29 195V194H28ZM71 196L73 195V194H70ZM75 195V194H74ZM106 195V194H105ZM133 195V194H132ZM146 195V194H145ZM156 195V194H155ZM187 195V194H186ZM202 195H205V193L204 194H202ZM249 195V196H250ZM40 196V195H39ZM46 196V195H45ZM50 196V195H49ZM67 196V195H66ZM81 196H82V193H81ZM87 196V195H86ZM86 196H84V198L86 197ZM89 196V195H88ZM99 196V195H98ZM101 196V195H100ZM125 196V195H124ZM131 196V195H130ZM134 196V195H133ZM141 196V195H140ZM158 196V195H157ZM185 196V195H184ZM192 196V195H191ZM198 196V195H197ZM206 196V195H205ZM245 196H247V197H245ZM260 195L258 194V197H259ZM32 197H33V195H32ZM73 197V196H72ZM93 197V196H92ZM105 198H107L106 196H104ZM112 197V196H111ZM127 198H128V196H126ZM170 197V196H169ZM173 197H174V195H173ZM189 197V196H188ZM187 197V198H188ZM194 197V196H193ZM200 197V196H199ZM198 197V198H199ZM257 197V196H256ZM258 197H257V199H258ZM29 198V197H28ZM89 198H90V196H89ZM96 198V197H95ZM104 198V200H106ZM108 198H110V197H108ZM113 198V197H112ZM115 198V197H114ZM125 198V197H124ZM138 198V197H137ZM158 198H159V196H158ZM161 198V197H160ZM176 198V197H175ZM189 198H191V197H189ZM202 198V197H201ZM254 198L255 197H253V200H254ZM260 198V197H259ZM30 199V198H29ZM28 199V200H29ZM42 199V198H41ZM102 199V198H101ZM123 199V198H122ZM129 199V198H128ZM151 199V198H150ZM154 199V198H153ZM178 199V198H177ZM250 199V198H249ZM92 200V199H91ZM94 200V199H93ZM92 200V201H93ZM97 200V199H96ZM114 200V199H113ZM116 200H117V198H116ZM135 200V199H134ZM159 200V199H158ZM189 200V199H188ZM191 200V199H190ZM199 200V199H198ZM30 201V200H29ZM39 201V200H38ZM41 201H43V200H41ZM40 201V202H41ZM88 201V200H87ZM91 201V202H92ZM95 201V200H94ZM112 201V200H111ZM115 201V200H114ZM113 201V202H114ZM124 201V200H123ZM169 201V200H168ZM185 201H186V199H185ZM192 201V200H191ZM47 202V201H46ZM49 202V201H48ZM61 202V201H60ZM69 202V201H68ZM73 202V201H72ZM102 202V201H101ZM107 202H108V200H107ZM110 202V201H109ZM112 202V203H113ZM129 202V201H128ZM158 202V201H157ZM187 202H189V201H187ZM243 202V201H242ZM254 202V201H253ZM15 203H18L19 204V206H18V204H17V207L18 208H13V204H15ZM53 203V202H52ZM86 203V202H85ZM88 203H89V201H88ZM92 203H94V202H92ZM104 203V202H103ZM125 203H127L126 201H125ZM160 203H162L161 201H160ZM168 203H170V201L168 202ZM179 203V202H178ZM193 203H195V202H193ZM252 203V202H251ZM54 204V203H53ZM62 204V203H61ZM65 204V203H64ZM63 204V205H64ZM67 204V203H66ZM105 204H106V202H105ZM109 204V203H108ZM154 204H156V203H154ZM173 204V203H172ZM171 204V205H172ZM183 204V203H182ZM191 204V203H190ZM248 204V203H247ZM33 205V204H32ZM31 205V206H32ZM42 205V204H41ZM45 205V204H44ZM50 205V204H49ZM52 205V204H51ZM57 205V204H56ZM68 205H69V203H68ZM71 205V204H70ZM74 204H72V206H73ZM75 205H76V203H75ZM118 205V204H117ZM124 205H126V204H124ZM129 205V204H128ZM132 205V204H131ZM137 205V204H136ZM158 205V204H157ZM162 205V204H161ZM251 205H253V204H251ZM28 206V208H29V205H27ZM66 206V205H65ZM85 206V205H84ZM91 206V205H90ZM148 206V205H147ZM191 206H196V205H191ZM39 207V206H38ZM43 207V206H42ZM45 207V206H44ZM48 207V206H47ZM53 207H55V206H53ZM60 207V206H59ZM76 207V206H75ZM100 207V206H99ZM106 207V206H105ZM109 207V206H108ZM173 207V206H172ZM175 207V206H174ZM226 207H229V208H226ZM248 207V206H247ZM260 207V206H259ZM28 208H27V210H28ZM61 208V207H60ZM59 208V209H60ZM73 208V207H72ZM150 208V207H149ZM164 208V207H163ZM169 208H170V205H169ZM168 208V209H169ZM226 208V209H225ZM261 208V207H260ZM51 209H53V208H51ZM58 209V208H57ZM59 209L57 210V211H59ZM70 209V208H69ZM103 209V208H102ZM110 209H112V208H110ZM30 210V209H29ZM33 210V209H32ZM31 210V211H32ZM54 210V209H53ZM62 210H64V209H62ZM68 210V209H67ZM71 210H73V209H71ZM76 209H74L73 211H75ZM92 210H94V209H92ZM96 210H98V209H96ZM101 210V209H100ZM145 210V209H144ZM164 210V209H163ZM167 210V209H166ZM246 210H247V208H246ZM259 210V209H258ZM55 211H56V209H55ZM56 211V212H57ZM66 211V210H65ZM65 211L63 212V213H65ZM70 211V210H69ZM72 211V212H73ZM242 211V210H241ZM256 211V210H255ZM60 212V211H59ZM85 212V211H84ZM191 212V211H190ZM27 212H25V214H26ZM43 213V212H42ZM47 213V212H46ZM54 213V212H53ZM74 213V212H73ZM82 213H83V211H82ZM81 213V214H82ZM158 213H160V212H158ZM184 213H187V212H185L184 211ZM242 213V212H241ZM249 213V212H248ZM24 214V215H25ZM40 214H41V212H40ZM48 214V213H47ZM57 214H59V213H57ZM84 214H87V213H84ZM92 214V213H91ZM161 214V213H160ZM190 214V213H189ZM62 215V214H61ZM83 215V214H82ZM126 215H127V213H126ZM142 215V214H141ZM143 215H145V214H143ZM156 215H157V212H156ZM187 215V214H186ZM85 216H87V215H85ZM153 216H154V214H153ZM163 216H165V215H163ZM167 216V215H166ZM169 216V215H168ZM174 216V215H173ZM172 215L170 216V217H173ZM177 216V215H176ZM189 216V215H188ZM66 217H68V216H66ZM82 217V216H81ZM101 217V216H100ZM143 217V216H142ZM151 217V216H150ZM159 217V216H158ZM241 217V216H240ZM51 218V217H50ZM54 217H52V219H53ZM65 218V217H64ZM69 218H71L70 217V215H69ZM86 218V217H85ZM146 218V217H145ZM154 218V217H153ZM177 218V217H176ZM238 218V217H237ZM248 218V217H247ZM32 219V218H31ZM63 219V218H62ZM102 219V218H101ZM141 219V218H140ZM150 219V218H149ZM163 219H164V217H163ZM181 219V218H180ZM184 219V218H183ZM182 219V220H183ZM96 220V219H95ZM161 220V219H160ZM174 220V219H173ZM175 220H177V219H175ZM130 221V220H129ZM136 221V220H135ZM142 221V220H141ZM141 221H139V222H141ZM146 221V220H145ZM156 221V220H155ZM161 221H163V220H161ZM168 221V220H167ZM84 222V221H83ZM138 222V223H139ZM143 222V221H142ZM147 222H150V223H152L153 222V220H152V222L151 221H147ZM169 222V221H168ZM178 222H179V220H178ZM27 223V222H26ZM69 223V222H68ZM133 223V222H132ZM136 223H137V221H136ZM146 223V222H145ZM144 223V224H145ZM167 223V222H166ZM175 223V222H174ZM238 223V222H237ZM28 224V223H27ZM82 224V223H81ZM86 224V223H85ZM153 224V223H152ZM155 224V223H154ZM160 224V223H159ZM158 224V225H159ZM177 224V223H176ZM176 224H175V226H176ZM180 224H181V222H180ZM18 225H17V227H18ZM130 225H132V224H130ZM139 225H140V223H139ZM151 225V224H150ZM165 225H167V224H165ZM170 225V224H169ZM14 226V225H13ZM129 226V225H128ZM144 226V225H143ZM145 226H146V224H145ZM149 226V225H148ZM170 226H172V225H170ZM174 226V227H175ZM181 226V225H180ZM36 228V227H35ZM39 228V227H38ZM59 228V227H58ZM64 228H65V226H64ZM67 228V227H66ZM114 228V227H113ZM131 228V227H130ZM139 228V227H138ZM140 228H141V226H140ZM173 228V227H172ZM240 228V227H239ZM34 229V228H33ZM40 229V228H39ZM76 229V228H75ZM166 229V228H165ZM171 229V228H170ZM175 229L176 228H174V231H175ZM255 229V228H254ZM258 229V228H257ZM71 230H73V227L71 228ZM141 230H142V228H141ZM167 230V232H168V229H166ZM242 230V229H241ZM241 230H240V232H241ZM32 231V230H31ZM77 231V230H76ZM128 231V230H127ZM138 231V230H137ZM144 231V230H143ZM178 231V230H177ZM232 231H234V230H232ZM16 232H15V234L14 235H18V234H16ZM132 232H133V230H132ZM154 232V231H153ZM165 232V231H164ZM171 232H173V230L171 231ZM242 232H244V231H242ZM31 233V232H30ZM74 233V232H73ZM77 233V232H76ZM81 233V232H80ZM133 233H135V232H133ZM132 233V234H133ZM174 233V232H173ZM179 233V232H178ZM177 232H176V234H178ZM29 234V233H28ZM40 234H44V233H40ZM47 234V233H46ZM50 234V233H49ZM75 234V233H74ZM166 234V233H165ZM168 234H170V232L168 233ZM172 234V233H171ZM176 234H173L174 236L176 235ZM234 234V233H233ZM252 234V233H251ZM258 234V233H257ZM34 235V234H33ZM32 235V236H33ZM73 235V234H72ZM123 235V234H122ZM135 235V234H134ZM229 235V234H228ZM24 236H25V234H24ZM27 236V235H26ZM30 236V235H29ZM51 236V235H50ZM68 236V235H67ZM75 236V235H74ZM80 236V235H79ZM127 236H129V235H127ZM127 236H125V237H127ZM168 235H166V237H167ZM171 236V235H170ZM11 237V238H10ZM17 237V236H16ZM21 237V236H20ZM35 237V236H34ZM77 237V236H76ZM132 237V236H131ZM172 237V236H171ZM217 237V236H216ZM230 237H231V235H230ZM250 237H252V236H250ZM258 237V236H257ZM13 238H14V242H18V241H20L19 239L18 240H16L15 241V236H13ZM18 238V237H17ZM16 238V239H17ZM23 238V237H22ZM22 238H20L21 240H22V245L24 244V242H23V239L25 238V239H27L26 237H24L23 239ZM44 238V237H43ZM71 238H72V236H71ZM253 238V237H252ZM54 239V238H53ZM52 239V240H53ZM68 239V238H67ZM73 239V238H72ZM119 239V238H118ZM159 239H161V238H159ZM168 239V238H167ZM225 239V238H224ZM233 238H231V240H232ZM38 240V239H37ZM170 240V239H169ZM168 240V241H169ZM230 240V239H229ZM237 240H238V238H237ZM45 241V240H44ZM115 241V240H114ZM222 241V240H221ZM235 241V240H234ZM233 241V242H234ZM251 241V240H250ZM13 242V243H14ZM51 242V241H50ZM124 242V241H123ZM128 242V241H127ZM127 242H125V243H127ZM163 242V241H162ZM215 243H216V241H214ZM232 242V243H233ZM235 242H237V241H235ZM248 242H249V240H248ZM248 242H246L247 243V245L249 246V248H251L252 247V245H250V244H248ZM261 242V241H260ZM45 243H46V241H45ZM55 243H56V241H55ZM125 243H124V245H125ZM172 243V244H173ZM18 244H20L19 242H18ZM17 243L15 244V246H19ZM25 244H27V243H25ZM39 244V243H38ZM157 244V243H156ZM160 243H158L157 245H159ZM165 244V243H164ZM163 244V245H164ZM14 245V244H13ZM40 245V244H39ZM54 245V244H53ZM74 245V244H73ZM72 245V246H73ZM116 245V244H115ZM118 245V244H117ZM161 246H163L162 244H160ZM166 245V244H165ZM226 245V244H225ZM233 245V244H232ZM245 245V244H244ZM244 245H243V247H244ZM246 245V246H247ZM46 246H47V244H46ZM111 246V245H110ZM129 246V245H128ZM128 246H127V248H128ZM155 246V245H154ZM247 246V247H248ZM251 246V247H250ZM21 247V246H20ZM39 246H37L36 248H38ZM42 247H43V245H42ZM112 247H114V246H112ZM112 247H110V248H112ZM122 247V246H121ZM157 247V246H156ZM233 247V246H232ZM236 247V245L233 247V248H235ZM241 247L242 248V246H241V244L240 245H238L236 248L240 251V249L239 248ZM246 247V248H247ZM253 247H255V246H253ZM252 247V248H253ZM257 247V246H256ZM260 247H261V245H260ZM31 248V247H30ZM35 248V249H36ZM123 248V247H122ZM131 248V247H130ZM161 248V247H160ZM245 248V247H244ZM250 249L251 251L253 250V249ZM15 248H13V250H14ZM35 249H33V250H35ZM73 249V248H72ZM88 249V248H87ZM154 249V248H153ZM157 249H158V247H157ZM162 249H164V247L162 248ZM167 249V248H166ZM255 249V248H254ZM16 250H17V248H16ZM21 250V249H20ZM112 250H113V248H112ZM120 250V249H119ZM122 250V249H121ZM123 250H124V248H123ZM214 250V249H213ZM243 250H244V252H243ZM247 251H249V253H246L245 254V249H242V251L241 252H243L242 254H241V252H239L238 254H237V256L235 257L234 255H229L228 256V259H216V260H205L206 259V257H205V259H203V260H201L200 262H197V263H195V264H263L262 263V260L260 261V257H258L257 256V253L255 254V252H253L256 256H252V252H250V250H248V248L246 249ZM259 250H261V249H259ZM264 250V249H263ZM262 250V251H263ZM18 251V250H17ZM17 251H13V253H15V254H18V252ZM62 251V250H61ZM66 251V250H65ZM65 251H63V252H65ZM77 251H79V250H77ZM108 251V250H107ZM111 251V250H110ZM114 251V250H113ZM149 251V250H148ZM160 251H161V249H160ZM164 251V250H163ZM168 250H166V251H164V253L163 252H161V253H163V255L165 254V253H168L167 252ZM172 251H173V249H172ZM227 251V250H226ZM246 251V252H247ZM22 252V251H21ZM38 252V251H37ZM124 252V251H123ZM128 252V251H127ZM150 252V251H149ZM159 252V251H158ZM206 252H207V250H206ZM77 253V252H76ZM103 253H105V254H107L106 253V251H104ZM117 253H118V251H117ZM116 253V254H117ZM129 253V252H128ZM152 253V252H151ZM156 253V252H155ZM155 253H154V255H155ZM161 253H159L160 255H161ZM232 254H235V253H233V252H231ZM230 253V254H231ZM259 253V252H258ZM15 254H14V256H15ZM74 254V253H73ZM104 254V255H105ZM111 254V253H110ZM115 254V253H114ZM159 254L157 253V255L159 256ZM206 254V253H205ZM205 254H203V255H205ZM235 254V255H236ZM67 255H68V253H67ZM101 255V254H100ZM104 255H103V257H104ZM127 255V254H126ZM222 255V254H221ZM31 256V255H30ZM58 256H60V253H59V255ZM68 256H70V255H68ZM110 256V255H109ZM112 256V255H111ZM117 256H119L118 254H117ZM134 256H136V255H134ZM137 256H139V255H137ZM137 256H136V258H137ZM174 256V255H173ZM227 256V255H226ZM233 256V258H229V257H232ZM262 256V255H261ZM35 257V256H34ZM71 257V256H70ZM97 257V256H96ZM101 258L102 260H105V258H106V256H105V258ZM116 257V256H115ZM133 257V256H132ZM202 257V256H201ZM204 257V256H203ZM94 258V257H93ZM92 258V259H93ZM100 257H97V259H99ZM128 258V257H127ZM150 257H148L147 259H149ZM155 258V257H154ZM189 258H191V260H192V257H189ZM196 258V257H195ZM218 258V257H217ZM224 258V257H223ZM4 259V258H3ZM97 259H96V261H97ZM101 259L98 261V262H94V264H106L105 262H106V260H105V262H102L101 261ZM108 259V258H107ZM111 259V258H110ZM123 259V258H122ZM121 259V260H122ZM134 259V258H133ZM141 259V258H140ZM143 259H145L146 260V258H143ZM209 259V258H208ZM7 260H9V259H7ZM11 260H13V258H11ZM17 260V259H16ZM76 260H78V259H76ZM79 260H81V259H79ZM114 260V259H113ZM120 260V261H121ZM135 260V259H134ZM142 260V259H141ZM141 260H139V261H141ZM158 260V259H157ZM199 260V259H198ZM264 260V259H263ZM70 261V260H69ZM101 261V262H100ZM144 261V260H143ZM155 261V260H154ZM9 261H7L6 262V259H5V262H4V260H2V258H1V260H0V264H3V263H8ZM72 262V261H71ZM70 262V263H71ZM76 262V261H75ZM119 262V261H118ZM121 262H123V264H124V260L123 261H121ZM128 262V261H127ZM158 262V261H157ZM159 262H160V260H159ZM10 263V262H9ZM8 263V264H9ZM57 263V262H56ZM79 262H77V263H75V264H78ZM91 264L93 263V262H90ZM137 263V262H136ZM141 263V262H140ZM162 264H163V262H161ZM160 263V264H161ZM166 263V262H165ZM183 263H185V262H183ZM54 264V263H53ZM62 264V263H61ZM73 264H74V262H73ZM80 264V263H79ZM108 264V263H107ZM110 264V263H109ZM147 264V263H146ZM192 264H194V262L192 263Z\"/></svg>",
    "mask_w": 264,
    "mask_h": 264
}]
</instances>
